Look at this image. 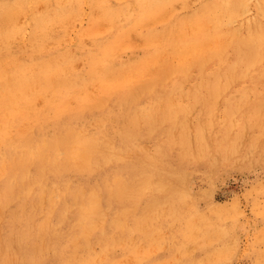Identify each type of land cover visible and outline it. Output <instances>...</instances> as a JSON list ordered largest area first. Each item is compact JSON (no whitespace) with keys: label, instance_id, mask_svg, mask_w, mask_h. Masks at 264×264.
Returning a JSON list of instances; mask_svg holds the SVG:
<instances>
[{"label":"rangeland","instance_id":"obj_1","mask_svg":"<svg viewBox=\"0 0 264 264\" xmlns=\"http://www.w3.org/2000/svg\"><path fill=\"white\" fill-rule=\"evenodd\" d=\"M59 1H60V3H59ZM128 1L127 0H119V1H117V0H114V1L113 0H99V2H98V0H63V1L62 0H9V1L8 0H0V29H1L0 30V38H2V41L0 39V72H1L0 73V78H1L0 79V87L3 89L2 90L0 88V129H1L0 130V201H1L0 202V208H1L0 209V212H1L0 213L1 214L0 215V231H1L0 232V240L3 239V241H0V264H18V263L19 264H21V263L22 264H99V263L100 264H137V262H138V264H139V262H140V264H176V263L177 264H200V263L201 264H203V263L204 264H264V259H263V257H264V255H263L264 254V115H263L264 114V111H263L264 110V107H263L264 106V96H263L264 95V84H263L264 83V79H263L264 78V35L263 36L261 35V34H264V20H263L264 15H261V13H262L261 10L264 9V0H242V1L241 0L240 1H236V0H209V1L208 0H196V1H194V0H186V1L185 0H156V2H155V0H153V1L152 0H138V1L137 0H128ZM190 1H191V3H190ZM222 1H223V4H222ZM226 1H228L229 3L226 4ZM232 1H233V3H232ZM45 2H46V4H45ZM186 2L190 3V5L187 4ZM240 2H242V3H240ZM243 2H245V4L246 3L247 4L245 5V4H243ZM5 3H7V4H5ZM201 3L202 4L204 3V4L201 5ZM213 3L215 4L214 6L212 5ZM224 3L226 4L225 6H224ZM151 4H152V8L150 7ZM234 4H236L234 6L235 8L233 7ZM262 4H263V6H262ZM90 5L92 7H89ZM143 5H144V7H143ZM169 5H172L173 7H171ZM221 5H222V7H221ZM243 5H245L244 6L245 8L242 7ZM258 5H259V7H258ZM10 6H13V7H10ZM14 6H16V8ZM195 6H197V7H195ZM215 6H217V7H215ZM240 6L243 9H246L245 12H243V9ZM167 7H168V10H167ZM226 7H227L228 11L226 10ZM237 7H239V12H238ZM240 8L242 9L241 11H240ZM6 9H9V10H6ZM10 9H11V11H10ZM154 9L157 11H155ZM259 9H261V10L258 12ZM38 10H39V12H38ZM220 10L223 11V13ZM224 10H226V11H224ZM77 11H80L79 12L80 14H78ZM122 11H124L125 13ZM141 11H144V13L143 12L141 13ZM162 11H164V12L161 13ZM200 11L201 12L203 11L202 13H204V14H202ZM7 12H9V13H7ZM27 12H28V14H27ZM147 12H148V14H147ZM192 12H195V14H193ZM197 12H198V14H197ZM229 13L231 14V16L235 14L234 16L231 17L232 20L229 19L230 18ZM256 13H258V14H256ZM92 14H94V15H92ZM183 14H184V17H183ZM192 14H193V17H192ZM222 14L225 18L222 16ZM236 14L237 15L239 14L240 16L239 15L237 16ZM116 15L117 16L119 15V17L117 18ZM135 15L136 16L139 15V17H136ZM155 15L159 17L158 20H155V18L156 19L158 18ZM189 15H191V16H189ZM196 15H198V16H196ZM15 16H17V17H15ZM76 16H78V17H76ZM94 16L95 17L99 16L100 18L99 17L95 18ZM160 16H162V17H160ZM202 16H204V17L202 18ZM12 17H13V19H12ZM18 17L20 18V21H19ZM37 17H39V18H37ZM40 17H42V18H40ZM180 17L183 18V22H182V19ZM197 17H198V19H197ZM246 17H248V18H246ZM23 18H24V20H23ZM73 18L74 19L76 18V20H74ZM222 18H223V21H222ZM226 18H228V19H226ZM100 19L101 20L103 19V21H101ZM179 19L181 20V22L179 21ZM246 19H248V22ZM63 20H64V22H63ZM79 20L82 22L79 23ZM132 20H134V21L132 22ZM194 20L196 21V23ZM65 21H66V23L67 22L70 23V25H72V26H70L68 23L66 24ZM72 21L75 23L72 24ZM104 21L105 22L107 21V22H106V24L103 25L102 22H104ZM123 21H128V22L124 23ZM228 21L231 22L232 24H230ZM244 21H246V22H244ZM7 22H8V25H7ZM60 22L62 25H64V27L61 26ZM111 22H113V24H111ZM211 22H213V23H211ZM225 22H226V24H225ZM239 22H242V24L240 23L241 27H240V25H238ZM107 23H109V26L107 25ZM142 23H145V24H143L144 26L142 25ZM179 23H180V25H179ZM205 23L206 24L208 23L207 26ZM216 23H218L217 26H216ZM246 23H248V25ZM12 24L15 26H13ZM23 24H24V26H23ZM129 24L131 25L130 27H129ZM136 24H139L140 26L136 25ZM191 24H193V25H191ZM213 24H215L216 28H214ZM223 24H225V25H223ZM147 25H149V26H147ZM20 26H21V28H20ZM104 26H105V29H104ZM246 26H247V28H246ZM15 27H16V29H15ZM70 27H72V28L70 29ZM236 27L238 28V30L236 29ZM98 28L100 30L103 28L104 31L102 29V31L99 32ZM17 29H19V30H17ZM67 29L70 30L69 31L70 33L68 32ZM150 29H152V30H150ZM159 29L162 33L159 31ZM185 29H186V31H185ZM214 29H215V31H214ZM11 30L14 32H12ZM48 30H49V32H48ZM127 30L129 32H127ZM144 30L145 31L147 30V31L145 32ZM227 30L229 31V33L226 32ZM234 30H236V31L234 32ZM132 32H134V33H132ZM153 32L156 34H154ZM3 33H5V35ZM7 33H8V35H7ZM23 33L25 34V36ZM118 33L121 35H119ZM158 33H159V35H157ZM193 33H195L194 36H193ZM218 33L220 34V37H219ZM250 33H252V34H250ZM95 34H97L96 35L97 37L95 36ZM130 34H132V36ZM69 35H70V37H69ZM156 35H157V37H156ZM13 36H16V37H13ZM42 36H43V38H41ZM90 36H91V39H89ZM115 36H116V38H115ZM188 36L191 38L192 42H189L190 38H188ZM4 37H6V38H4ZM37 37H40V38H37ZM169 37H170V39H169ZM208 37H209V39H208ZM222 37H224V38H222ZM227 37H229V38H227ZM231 37H234L235 40H234V38H231ZM257 37H259V39L261 41L260 43L256 42V43H254V45L249 43V41H251L252 39L257 38ZM3 38H4V40H3ZM109 38H111L112 40L114 39V40L112 41ZM117 38H119L120 40L119 39L117 40ZM153 38H154V42H153ZM174 38H175V41L173 40ZM218 38L222 39L223 41L219 42L220 40ZM58 39H59V41H58ZM97 39H98V41H97ZM99 39H100V41H99ZM134 39L136 41H134ZM180 39H181V41H179ZM239 39H240V41H239ZM35 40H37V41H35ZM55 40H57L58 42H56ZM105 40L107 43L109 41L110 44L105 43ZM115 40H116V42H115ZM144 40H146V41H144ZM200 40H205V41H200ZM215 40H218V41L215 42ZM3 41H5V42H3ZM6 41H8V43H6ZM176 41L178 43H180V45ZM193 41H195V42H193ZM30 42H31V44H30ZM111 42H114V43H111ZM172 42H173V44H172ZM77 43H78V45H77ZM145 43H146V45H145ZM101 44L104 45V48L102 51L99 50V48L102 49ZM175 44H176V46H175ZM248 44L251 47H248L249 46ZM31 45H34V46H31ZM85 45H87V46H85ZM88 45H90V46H88ZM113 45H114V49L117 51V52L115 51L116 53L112 49ZM215 45L217 46L216 48H214ZM219 45H221V46L219 47ZM106 46H107L106 50H108V51L104 50L106 48ZM160 46H161V48H160ZM202 46H203V48H202ZM229 46H231V47H229ZM31 47L33 49H31ZM155 47H157V48H155ZM208 47L210 50L208 49ZM125 48H127V49H125ZM178 48H180V49H178ZM212 48H214V49H212ZM71 49H73V51ZM154 49L156 50V52ZM163 49H164V51L162 52ZM192 49L194 50V52ZM215 49H217V51ZM258 49H259V52H258ZM74 50H76V51H74ZM111 50L113 51V53ZM171 50H174V51H171ZM221 50H223V51H221ZM62 51H63V53H62ZM100 51H101V53H100ZM105 51H106V54L103 53ZM160 51H161V53H160ZM167 51H169V52H167ZM89 52L91 54L93 53V55L89 54ZM94 52H96L95 55H94ZM204 52L207 53V56L209 54H211L210 55L211 57L214 54H216V55H214L211 59H210V56H208V58L206 60L207 56L205 57L206 54ZM261 52H263V53H261ZM65 53H67V54H65ZM111 53L113 54L114 57L112 56ZM162 53H164V54L162 55ZM186 53H188V54H186ZM33 54H35V55H33ZM68 54L71 57H69ZM147 54H149L148 55L149 57L147 56ZM60 55H62V56L64 55V57H62V56L60 57ZM89 55L92 57H89ZM93 56H94V59L95 58H97V59L94 60ZM105 56H107V57L109 56L108 57L109 60ZM162 56H163V58H162ZM30 57L32 58V60ZM87 57H88V59H87ZM151 57H152V59H151ZM54 58H56L57 60ZM112 58H113V63L111 62ZM141 58H143L144 60L142 59V61H141ZM185 58H186L187 62H185L186 61ZM193 58H195L197 61H195ZM73 59H75L76 62ZM164 59H165V61H164ZM179 59L181 60L180 62H179ZM191 59H192V61H191ZM77 60H78V62H77ZM118 60H121L122 62L118 61ZM130 60H132V61H130ZM133 60H135V62ZM198 60H200L201 62L200 61L198 62ZM54 61L56 63H54ZM73 61H74V63H73ZM92 61H95V62H92ZM175 61H176V63H175ZM39 62L41 63V65ZM71 62H72V64H71ZM126 62H127V64H126ZM158 62H160L162 65H160ZM172 62H173V65H172ZM205 62H207V63H205ZM3 63L5 66L3 65ZM92 63H95V64H92ZM96 63L98 65H96ZM120 63L122 65H120ZM138 63H140V64H138ZM179 63H180V65H179ZM191 63H194V64H191ZM197 63H199V65ZM211 63H213V64L211 65ZM241 63H243V65ZM55 64H58V65L56 66ZM68 64H70V66ZM158 64H159V66H158ZM182 64H184V65L182 66ZM89 65H91V68ZM130 65H131V67H130ZM165 65H166L167 69L164 68ZM175 65H176V67H175ZM259 65H260V68H259ZM156 66H158L159 68H157ZM184 66H185V68H183ZM36 67L37 68L39 67L38 71H37ZM53 67H55V68H53ZM92 67H93V69H95V71L92 69ZM125 67H126V70H125ZM171 67H174V68H172L173 70L171 69ZM178 67H180V68H178ZM219 67H220V69H219ZM74 68H76V70ZM187 68H189V69H187ZM154 69L155 70L157 69V70L155 71ZM183 69H185V70L183 71ZM259 69H260V71H258ZM53 70H56V71H53ZM62 70H64V71H62ZM141 70H143V71H141ZM166 70H168V71H166ZM228 70H229V72H228ZM236 70H238V71H236ZM2 71H5V72L8 71V72L4 73ZM115 71H117V72H115ZM170 71H171V73H170ZM206 71L208 72V74ZM25 72H26V74H25ZM60 72H62V73H60ZM65 72H66V74H65ZM85 72H88V73H85ZM109 72H111V73H109ZM167 72H169V74ZM179 72H181V73H179ZM36 73H39V75ZM55 73H58V74L60 73V74L58 75ZM157 73L160 75H158ZM1 74H3V75H1ZM29 74H32V75H29ZM79 74H80V76H79ZM122 74L123 75L125 74V75L123 76ZM170 74H171V76H170ZM16 75H17V77H16ZM20 75H21V77H19ZM55 75H56V77H55ZM75 75H76V77H75ZM132 75H134V76L132 77ZM78 76H79V78H78ZM88 76H90V77L88 78ZM99 76L100 77L102 76L103 79L100 78ZM182 76L185 78L184 80H182L183 79ZM217 76H219V77H217ZM115 77H116V79H115ZM118 77H119V79H118ZM10 78H12V79H10ZM53 78H54V80H53ZM73 78H74V80H73ZM126 78H127V80H126ZM131 78H133V79H131ZM146 78H148V79H146ZM155 78H157V80ZM239 78L242 80H240ZM35 79H37V80H35ZM63 79H64V81H63ZM92 79H93V81H92ZM104 79L106 81H104ZM110 79H111V81H110ZM123 79H125V80H123ZM179 79H181V80H179ZM107 80H108V82H107ZM133 80H134V83H133ZM122 81H125V82H122ZM150 81L152 83H150ZM195 81H197V82H195ZM67 82H69V83H67ZM85 82H87V83H85ZM130 82H132L133 85ZM9 83H11V84H9ZM35 83H37V85ZM125 83H127V84H125ZM162 83L164 85H162ZM219 83H220V85H219ZM16 84H18V85H16ZM92 84H95V85L93 86ZM118 84H119V86H118ZM173 84H175V85H173ZM261 84H262V86H261ZM96 86H97V88H95ZM155 87H156V89H155ZM167 87H169L170 90ZM11 88H12V91H11ZM106 88H108V89H106ZM163 88H164V90H163ZM201 88H203V89H201ZM221 88H223V89L221 90ZM13 89H14V91H13ZM78 90H79V92H78ZM109 90H110V92H109ZM190 90H192V92ZM236 90L239 92L238 93L235 92ZM22 91H23V93H22ZM59 91H61V92L59 93ZM177 91H178V93H177ZM43 92H46V93L44 94ZM84 92L87 94H84ZM190 92H191V94H190ZM17 93L20 95H18ZM142 93H144V95H142ZM175 93H177V94H175ZM181 93H182V95H181ZM209 93L211 96L209 95ZM10 94H14V95H10ZM22 95H23V97H22ZM42 95L44 97H42ZM192 95L194 97H192ZM68 97L71 100H69ZM100 97H102V98H100ZM6 98L8 101L6 100ZM192 98L196 99V100L194 101ZM234 98L237 99V101H235ZM248 98H250V99H248ZM231 99H233V100H231ZM119 100H120V102H119ZM32 101H34V102H32ZM85 101L89 102V103H86ZM115 101H117V103H115ZM218 101H219V103H218ZM226 101H229V102H226ZM203 102H205V103H203ZM209 102L211 105L209 104V106H208ZM257 102H258V104H257ZM35 103H36V105H35ZM148 103H150V104H148ZM175 103H176V105H175ZM245 103H246V105H245ZM108 104H109V106H108ZM125 104H126V106H125ZM152 104H154V105H152ZM161 104H162V107H161ZM135 105H136V107H135ZM163 105L166 107L164 108ZM249 105H251V106H249ZM14 106L17 109L14 108ZM39 106H41V107H39ZM114 106H116L117 108ZM159 106H160V108H159ZM235 106H236V108H235ZM123 107H124V109H123ZM176 107H178V109ZM6 108H7V110H6ZM130 108H131V110H130ZM210 108H211V110H210ZM225 108H226V110H225ZM230 108H232V109H230ZM257 108H258V111L256 110ZM262 108H263V110H261ZM18 109H19V111H18ZM122 109H123V111H122ZM213 109H214V111H213ZM242 110H244V111H242ZM4 111H5V113L3 114ZM197 111H199V112H197ZM202 111H204V112H202ZM34 112H35V114H34ZM41 112H43V113H41ZM60 112L63 115H61ZM73 112H75L76 115ZM124 112H125V114H124ZM241 112H243V113L245 112V113L243 114ZM248 112H250L251 114H252V112H255L253 114L254 116L250 115ZM261 112H262V114H261ZM72 113L74 114L73 116H71ZM146 113H147V116H145ZM179 113H181V115H183V116H181ZM31 114L32 115L34 114V115L32 116ZM46 114H47V116H46ZM49 114L52 116V118ZM167 114H168V116H167ZM255 114H257L258 116ZM77 115L79 116V118ZM169 115H170V117H169ZM237 115H239V117ZM59 116H60V118H59ZM83 116H85L86 118ZM94 116H96V117L94 118ZM98 116H101V118H99ZM127 116H129V117H127ZM156 116H158V117H156ZM199 116H200V118H199ZM248 116L249 117L251 116L252 119L251 118L249 119ZM119 117H121V118H119ZM159 117L161 118V120ZM228 117H229V119H228ZM56 118L59 121L56 120ZM92 118H93V120H91ZM35 119H37L38 122H36ZM132 119H134L135 122ZM197 119H198V122H197ZM78 120H79V122H78ZM169 120L172 121L173 123L170 122ZM54 121L56 122V124ZM147 121H148V123H147ZM59 122H61V125ZM133 122L135 123V125H133ZM216 122H217V124H216ZM227 122H228V124H227ZM136 123H137V125H136ZM155 123H157V125ZM161 123H163V124H161ZM170 123H172V125ZM262 123H263V126H262ZM180 124H181V126H180ZM238 124H239V127H237ZM260 124H261V126H260ZM57 125L60 127L58 128ZM168 125H169V127H168ZM170 125L173 127H171ZM213 125H215V126H213ZM240 125H242V127ZM142 126H143V128H142ZM226 126L228 128H226ZM248 126H250V127H248ZM29 127H31V128H29ZM135 127H137V129ZM155 127L158 129H156ZM258 127H259V129H258ZM167 128H168V130H167ZM56 129L60 133L57 132ZM217 129H220V130H218V132H217ZM23 130H25V131H23ZM63 130H65V131L63 132ZM126 130H127V132H126ZM208 130H210V131H208ZM168 131H171V132H168ZM224 131H225V134L223 133ZM35 132H38V133L36 134ZM101 132H102V134H101ZM61 133L64 135H62ZM78 133H79V135H78ZM168 133H170V134H168ZM182 133H183V135H181ZM204 133L206 134V136ZM259 133H261V135ZM100 134H101V136H100ZM73 135H76L77 137L81 138V140L83 142H87V143L91 142L92 144L93 143L95 144V145L93 144V146H92L93 152L90 153L91 158L89 157V159L84 161L83 159L74 158L71 156V154H70V148L71 147L70 146H71V141L73 139ZM86 135H88L87 136L88 138L86 137ZM90 135H91V138H90ZM127 135L129 137L130 136L131 137L129 138ZM165 135H166V137H165ZM220 135H222L221 136L222 138L220 137ZM80 136H84V137H80ZM110 137H112V138H110ZM182 138L186 142H184ZM252 138H253V140H252ZM165 139H167L168 141ZM173 139H174V141H173ZM191 140H192V143L194 145L191 143ZM245 140H247V142ZM102 141H104V143ZM206 141H207V143H206ZM252 141H253V143H252ZM111 142H113V143H111ZM174 142L176 143V145ZM243 143H244V145H242ZM142 145H145V147ZM123 146H125L126 148ZM221 146H222V148H221ZM120 147H123V148H120ZM137 147H139V148H137ZM95 148H97V149L95 150ZM183 148H185V149H183ZM99 149H100V151H99ZM140 149H141V152H140ZM196 149H197V151H196ZM123 150H125V151H123ZM178 150H180L181 153ZM219 150H220V152H219ZM205 151H207L209 153H207ZM107 153H108V155H107ZM218 153H220V154H218ZM224 153H226V154H224ZM258 153H260V154H258ZM136 155H139V156H136ZM230 155L233 157H231ZM43 156H44V158H43ZM144 156L147 158V160ZM120 157H123V158H120ZM153 157L155 159H153ZM150 158H152V159H150ZM219 158H220V160H219ZM101 159H102V161H101ZM115 159H116V161H115ZM105 160H108V162L107 161L105 162ZM142 160H145V161H142ZM92 161L94 163H92ZM95 161H97L98 163H96ZM130 161H131V163H130ZM123 162H125V163H123ZM145 162H147V163H145ZM153 162H155V163H153ZM80 163H82V164H80ZM166 163H167V165H166ZM94 164H95V166H94ZM132 165H134V166H132ZM211 165H212V167H211ZM99 167H101V168H99ZM134 167L136 169H134ZM72 168H74V169H72ZM124 168L126 171L124 170ZM141 168H142V170H141ZM149 168H150V171H149ZM42 169H44L45 171ZM52 169H53V171H52ZM151 170H152L153 174L151 173ZM165 170H167L168 172ZM124 171L126 172V174ZM162 171H164V172H162ZM46 172H47V174H46ZM57 173H59V175ZM52 174L54 175V177ZM130 174H131V176H130ZM166 174L170 178H168ZM173 175H175V176H173ZM114 176H116V177H114ZM44 177H46V180ZM27 178H29V179H27ZM124 178H126V179H124ZM143 178H145V179H143ZM119 179L121 181H119ZM84 180L85 181L87 180V181L85 182ZM174 180H175V182H174ZM58 181H59V183H58ZM104 181H105V184H104ZM134 181H136V182L134 183ZM171 181L173 183H171ZM51 182H52V184H51ZM73 182H74V184H73ZM43 183H45V184H43ZM47 183H48V185H47ZM78 183H79V185H78ZM102 183L104 184V186ZM154 183H156V184H154ZM58 186H59V188H57ZM91 186H93V188ZM123 186H125V187H123ZM146 187H147V189H146ZM156 187H158V188H156ZM31 188H33V189H31ZM53 188H54V190H53ZM88 189L90 192L89 191L84 192V190L86 191ZM106 189H108V190H106ZM61 190H63V191L65 190V192H63ZM133 190H134V192H133ZM179 190H181L182 192H180ZM151 191H153V192H151ZM47 192H49L50 194H48ZM73 192H75V193H73ZM110 192L113 194H111ZM71 193H72V195H71ZM105 193H107V195ZM133 193H134V195H131ZM136 193H139V194L137 195ZM67 194H68V196H67ZM167 194H169V195H167ZM101 196H102V198H101ZM140 196H142V197H140ZM167 196H169V197L167 198ZM149 198H151V199H149ZM25 199H27V201ZM153 199H155V200H153ZM31 200L33 201V203ZM111 200L115 201V202H112ZM149 200H151V201H149ZM63 201L65 204L63 203ZM84 201H86V202H84ZM78 202H80V204ZM120 202L121 203L123 202L124 204L123 203L121 204ZM154 202H156V203H154ZM130 203H132V205ZM176 203H179V204H176ZM117 204H118L117 207L114 206ZM166 204H168V205H166ZM174 204L179 206V207L175 206ZM5 205L7 206V208L5 207ZM100 205H101V208H100ZM125 205L128 209L125 207ZM96 206H97V209H96ZM134 206H135V208H134ZM167 206H168V208H167ZM119 207H120V209H118ZM146 207L148 209H146ZM186 207H188L187 210H186ZM183 208H185V209L183 210ZM10 209H12V210H10ZM36 209L38 210V212ZM132 209H134V210H132ZM142 209L144 211H142ZM72 210L74 212H72ZM104 210H105V212H104ZM115 210H116V212H115ZM165 210H166V212H165ZM199 210H200V212H199ZM27 212H28V214H27ZM172 212H173V216H172ZM194 212L196 213L197 216L194 214ZM10 213H12V214H10ZM60 213H62V214H60ZM75 213H76V215H75ZM120 214L123 216H121ZM96 215L99 217H97ZM29 216H31V217H29ZM108 216H110L109 217L110 219L108 218ZM39 217H40V219H39ZM68 217H69V219H68ZM188 217H189V219H188ZM119 218H120V220H119ZM207 219H209V220H207ZM31 221H33V222H31ZM81 221H82V223H81ZM147 221L149 222V224ZM201 221H203V223ZM209 221L211 224L209 223ZM11 222H13V223H11ZM107 222H108V224H107ZM10 223H11V225H10ZM33 223H34V225H33ZM189 224H190V227H189ZM82 225H84V226H82ZM200 225H202V226L200 227ZM130 226H131V228H130ZM73 227H74V229H73ZM78 228L81 229L80 232L78 231ZM135 228H136V230H135ZM17 229L18 230L20 229V231H18ZM13 230H15V232ZM47 230L49 232H46ZM110 230H112V231H110ZM11 231H12V233H11ZM120 231H122V232H120ZM20 232H22V233H20ZM91 232H92V234H91ZM132 232H133V234H132ZM153 232H155V233H153ZM129 233H131V234L129 235ZM32 234H34V235H32ZM124 235H126L127 237ZM60 236H61V239H60ZM22 237H23V239H22ZM56 237H57V239H55ZM68 237L72 240H69ZM118 237H119V239H118ZM187 237H189V238H187ZM191 237H193V238H191ZM13 238L16 239V241L13 240ZM106 238H108V239L106 240ZM43 239L44 240L47 239V241H44ZM183 239H184V241H182ZM10 240L12 242H10ZM89 240L92 242H90ZM125 240L127 241V243ZM54 241H55V243H54ZM20 242L22 244H20ZM36 242H38V243H36ZM65 242H67V244ZM183 242H185L186 244ZM195 242H197V243H195ZM60 243L62 244V246ZM17 244H19V245L17 246ZM150 244H152L153 246ZM157 244L160 245V248ZM183 244H185V245L183 246ZM45 245H46V247H45ZM141 245L143 246V249H142ZM164 245H166V246H164ZM192 245L194 246V248ZM65 246H66V248H65ZM90 246H91V248H90ZM112 248H114V249H112ZM144 248L145 249L147 248V249L145 250ZM163 248H164V250H163ZM182 248L184 251L182 250ZM185 248H186V250H185ZM17 249H18V251H17ZM177 250H179L180 252ZM8 251H9V253H8ZM20 252H22L23 254ZM96 252L97 253L99 252V254H96ZM100 252H102V253H100ZM135 252H137V253H135ZM144 252L146 254L149 253V255H147V256H146V254L144 255ZM162 252H164V253H162ZM14 253H15V255H14ZM59 253H61V254H59ZM66 253H68V254H66ZM109 253H110V255H109ZM38 254H39V256H38ZM8 255H9V257H8ZM16 255L18 256V258ZM104 255H105V257H104ZM211 255H212V257H211ZM61 256H63V257L61 258ZM77 256H78V258H77ZM100 256H101V258H100ZM120 256H122V257H120ZM128 256H129V258H128ZM207 256H208V258H207ZM259 256H263V257H259ZM132 257H134V258L131 259ZM32 258L35 260L34 262L32 261ZM175 259H177V261ZM182 259H183V261H182ZM194 259H195V261H193ZM221 259L222 260L224 259V260L222 261ZM107 261H108V263H107ZM153 262H155V263H153Z\"/></svg>","mask_w":264,"mask_h":264},{"label":"bare ground","instance_id":"obj_2","mask_svg":"<svg viewBox=\"0 0 264 264\" xmlns=\"http://www.w3.org/2000/svg\"><path fill=\"white\" fill-rule=\"evenodd\" d=\"M8 1H9V0H8ZM62 1H63V0H62ZM113 1H114V0H113ZM117 1H119V0H117ZM127 1H128V0H127ZM137 1H138V0H137ZM152 1H153V0H152ZM185 1H186V0H185ZM194 1H196V0H194ZM208 1H209V0H208ZM236 1H240V0H236ZM241 1H242V0H241ZM27 2H28V1H27ZM29 2H30V1H29ZM98 2H99V0H98ZM98 2H97V3H98ZM128 2H129V1H128ZM128 2H127V3H128ZM141 2H142V1H141ZM155 2H156V0H155ZM174 2H175V1H174ZM204 2H205V1H204ZM21 3H22V2H21ZM59 3H60V1H59ZM72 3H73V2H72ZM138 3H139V2H138ZM138 3H137V4H138ZM172 3H173V2H172ZM181 3H182V2H181ZM186 3H187V2H186ZM190 3H191V1H190ZM190 3H187V4L190 5ZM218 3H219V2H218ZM227 3H229V2L226 1V4H227ZM232 3H233V1H232ZM240 3H242V2H240ZM240 3H239V4H240ZM257 3H258V2H257ZM5 4H7V3H5ZM29 4H30V3H29ZM45 4H46V2H45ZM89 4H90V3H89ZM100 4H101V3H100ZM142 4H143V3H142ZM153 4H154V3H153ZM184 4H185V3H184ZM187 4H186V5H187ZM195 4H196V3H195ZM203 4H204V3H203ZM203 4L201 3V5H203ZM222 4H223V1H222ZM226 4L224 3V6H225ZM243 4H245V2H243ZM246 4H247V3H246ZM246 4H245V5H246ZM251 4H252V3H251ZM72 5H73V4H72ZM126 5H127V4H126ZM191 5H192V4H191ZM201 5H200V6H201ZM212 5L214 6L215 4L213 3ZM235 5H236V4H234L233 7H234ZM241 5H242V4H241ZM245 5H243L242 7L245 8V7H244ZM40 6H41V5H40ZM68 6H69V5H68ZM132 6H133V5H132ZM139 6H140V5H139ZM169 6L173 7L172 5H169ZM180 6H181V5H180ZM198 6H199V5H198ZM227 6H228V5H227ZM252 6H253V5H252ZM262 6H263V4H262ZM10 7H13V6H10ZM10 7H9V8H10ZM14 7L16 8V6H14ZM36 7H37V6H36ZM49 7H50V6H49ZM49 7H48V8H49ZM63 7H64V6H63ZM72 7H73V6H72ZM89 7H92V6L90 5ZM143 7H144V5H143ZM150 7L152 8V4H151ZM195 7H197V6H195ZM209 7H210V6H209ZM215 7H217V6H215ZM221 7H222V5H221ZM230 7H231V6H230ZM240 7H241V6H240ZM242 7H241V8H242ZM258 7H259V5H258ZM87 8H88V7H87ZM128 8H129V7H128ZM128 8H127V9H128ZM139 8H140V7H139ZM169 8H170V7H169ZM204 8H205V7H204ZM206 8H207V7H206ZM234 8H235V7H234ZM234 8H233V9H234ZM237 8H238V12H239V7H237ZM241 8H240V11L243 9V8H242V9H241ZM260 8H261V7H260ZM11 9H12V8H11ZM11 9H10V11H11ZM24 9H25V8H24ZM39 9H40V8H39ZM89 9H90V8H89ZM129 9H130V8H129ZM194 9H195V8H194ZM197 9H198V8H197ZM217 9H218V8H217ZM228 9H229V8H228ZM6 10H9V9H6ZM56 10H57V9H56ZM94 10H95V9H94ZM122 10H123V9H122ZM141 10H142V9H141ZM154 10H155V9H154ZM167 10H168V7H167ZM167 10H166V11H167ZM177 10H178V9H177ZM198 10H199V9H198ZM200 10H201V9H200ZM226 10H227V7H226ZM226 10H224V11H226ZM236 10H237V9H236ZM245 10H246V9H243V12H245ZM254 10H255V9H254ZM260 10H261V9H259L258 12H259ZM14 11H15V10H14ZM87 11H88V10H87ZM95 11H96V10H95ZM124 11H125V10H124ZM124 11H122V12H124ZM127 11H128V10H127ZM139 11H140V10H139ZM155 11H157V10H155ZM175 11H176V10H175ZM194 11H195V10H194ZM213 11H214V10H213ZM220 11H221V10H220ZM227 11H228V10H227ZM234 11H235V10H234ZM261 11H262V13L260 12L261 15H264V14H263V13H264V12H263L264 9L261 10ZM16 12H17V11H16ZM38 12H39V10H38ZM38 12H37V13H38ZM42 12H43V11H42ZM77 12H78V14H80V13H79L80 11H77ZM142 12L144 13V11H141V13H142ZM151 12H152V11H151ZM163 12H164V11H162L161 13H163ZM195 12H196V11H195ZM195 12H192V13L195 14ZM200 12H201V11H200ZM202 12H203V11H202ZM202 12H201V13H202ZM205 12H206V11H205ZM221 12L223 13V11H221ZM235 12H236V11H235ZM255 12H256V11H255ZM7 13H9V12H7ZM83 13H84V12H83ZM95 13H96V12H95ZM124 13H125V12H124ZM124 13H123V14H124ZM136 13H137V12H136ZM141 13H140V14H141ZM161 13H160V14H161ZM233 13H234V12H233ZM236 13H237V12H236ZM10 14H11V13H10ZM27 14H28V12H27ZM35 14H36V13H35ZM38 14H39V13H38ZM78 14H77V15H78ZM98 14H99V13H98ZM118 14H119V13H118ZM140 14H139V15H140ZM147 14H148V12H147ZM193 14H192V17H193ZM197 14H198V12H197ZM202 14H204V13H202ZM206 14H207V13H206ZM216 14H217V13H216ZM225 14H226V13H225ZM229 14H230V13H229ZM239 14H240V13H239ZM239 14H238V15H239ZM241 14H242V13H241ZM256 14H258V13H256ZM33 15H34V14H33ZM36 15H37V14H36ZM92 15H94V14H92ZM100 15H101V14H100ZM127 15H128V14H127ZM139 15H138V16L135 15V16H136V17H139ZM149 15H150V14H149ZM217 15H218V14H217ZM219 15H220V14H219ZM234 15H235V14H234ZM234 15H232V16H234ZM236 15H237V14H236ZM238 15H237V16H238ZM261 15H260V16H261ZM17 16H18V15H17ZM17 16H15V17H17ZM31 16H32V15H31ZM38 16H39V15H38ZM81 16H82V15H81ZM103 16H104V15H103ZM116 16H117V15H116ZM150 16H151V15H150ZM155 16H156V15H155ZM170 16H171V15H170ZM170 16H169V17H170ZM185 16H186V15H185ZM187 16H188V15H187ZM189 16H191V15H189ZM196 16H198V15H196ZM200 16H201V15H200ZM210 16H211V15H210ZM222 16H223V14H222ZM229 16H230L229 19H231V17H232L231 14H230ZM239 16H240V15H239ZM241 16H242V15H241ZM255 16H256V15H255ZM32 17H33V16H32ZM76 17H78V16H76ZM84 17H85V16H84ZM94 17H95V16H94ZM97 17H99V16H96L95 18H97ZM104 17H105V16H104ZM109 17H110V16H109ZM118 17H119V15L117 16V18H118ZM126 17H127V16H126ZM148 17H149V16H148ZM156 17H158V16H156ZM160 17H162V16H160ZM183 17H184V14H183ZM192 17H191V18H192ZM194 17H195V16H194ZM203 17H204V16H202V18H203ZM207 17H208V16H207ZM223 17H224V16H223ZM5 18H6V17H5ZM18 18H19V17H18ZM18 18H17V19H18ZM33 18H34V17H33ZM35 18H36V17H35ZM37 18H39V17H37ZM40 18H42V17H40ZM70 18H71V17H70ZM70 18H69V19H70ZM99 18H100V17H99ZM127 18H128V17H127ZM180 18H181V17H180ZM216 18H217V17H216ZM224 18H225V17H224ZM236 18H237V17H236ZM246 18H248V17H246ZM253 18H254V17H253ZM253 18H252V19H253ZM263 18H264V17H263ZM12 19H13V17H12ZM73 19H74V18H73ZM77 19H78V18H77ZM124 19H125V18H124ZM143 19H144V18H143ZM143 19H142V20H143ZM158 19H159V17H158L157 19L155 18V20H158ZM181 19H182V22H183V18H181ZM197 19H198V17H197ZM211 19H212V18H211ZM214 19H215V18H214ZM217 19H218V18H217ZM226 19H228V18H226ZM261 19H262V18H261ZM23 20H24V18H23ZM30 20H31V19H30ZM74 20H76V18H75ZM98 20H99V19H98ZM100 20H101V19H100ZM105 20H106V19H105ZM107 20H108V19H107ZM155 20H154V21H155ZM199 20H200V19H199ZM202 20H203V19H202ZM218 20H219V19H218ZM231 20H232V19H231ZM234 20H235V19H234ZM241 20H242V19H241ZM246 20H247V22H248V19H246ZM263 20H264V19H263ZM263 20H262V21H263ZM19 21H20V18H19ZM44 21H45V20H44ZM44 21H43V22H44ZM101 21H103V19H102ZM111 21H112V20H111ZM133 21H134V20H132V22H133ZM162 21H163V20H162ZM165 21H166V20H165ZM177 21H178V20H177ZM179 21L181 22L180 19H179ZM179 21H178V22H179ZM194 21H195V20H194ZM213 21H214V20H213ZM222 21H223V18H222ZM229 21H230V20H229ZM229 21H228V22H229ZM11 22H12V21H11ZM27 22H28V21H27ZM58 22H59V21H58ZM63 22H64V20H63ZM80 22H82V21L79 20V23H80ZM98 22H99V21H98ZM106 22H107V21H106ZM106 22H105V21L102 22L103 25L106 24ZM119 22H120V21H119ZM123 22L125 23V22H128V21H123ZM146 22H147V21H146ZM148 22H149V21H148ZM163 22H164V21H163ZM202 22H203V21H202ZM202 22H201V23H202ZM216 22H217V21H216ZM235 22H236V21H235ZM244 22H246V21H244ZM28 23H29V22H28ZM35 23H36V22H35ZM65 23H66V21H65ZM65 23H64V24H65ZM67 23H68V22H67ZM67 23H66V24H67ZM73 23H75V22L72 21V24H73ZM89 23H90V22H89ZM115 23H116V22H115ZM138 23H139V22H138ZM140 23H141V22H140ZM155 23H156V22H155ZM195 23H196V21H195ZM203 23H204V22H203ZM211 23H213V22H211ZM229 23L232 24L231 22H229ZM240 23L242 24V22H239V24H238V23H237V24L240 25V27H241V24H240ZM251 23H252V22H251ZM259 23H260V22H259ZM17 24H18V23H17ZM36 24H37V23H36ZM60 24H61V22H60ZM68 24L70 25V23H68ZM111 24H113V22H111ZM117 24H118V23H117ZM143 24H145V23H142V25H143ZM151 24H152V23H151ZM205 24H206V23H205ZM205 24H204V25H205ZM207 24H208V23H207ZM207 24H206V26H207ZM219 24H220V23H219ZM225 24H226V22H225ZM225 24H223V25H225ZM244 24H245V23H244ZM246 24L248 25V23H246ZM256 24H257V23H256ZM262 24H263V23H262ZM262 24H261V25H262ZM7 25H8V22H7ZM12 25H13V24H12ZM37 25H38V24H37ZM107 25L109 26V23H107ZM132 25H133V24H132ZM136 25H139V24H136ZM136 25H135V26H136ZM153 25H154V24H153ZM179 25H180V23H179ZM191 25H193V24H191ZM191 25H190V26H191ZM195 25H196V24H195ZM202 25H203V24H202ZM213 25H214V28H216V27H215V24H213ZM217 25H218V23H216V26H217ZM220 25H221V24H220ZM251 25H252V24H251ZM13 26H15V25H13ZM17 26H18V25H17ZM23 26H24V24H23ZM61 26L64 27V25H62V24H61ZM66 26H67V25H66ZM70 26H72V25H70ZM110 26H111V25H110ZM130 26H131V25L129 24V27H130ZM139 26H140V25H139ZM143 26H144V25H143ZM147 26H149V25H147ZM174 26H175V25H174ZM182 26H183V25H182ZM255 26H256V25H255ZM55 27H56V26H55ZM55 27H54V28H55ZM57 27H58V26H57ZM132 27H133V26H132ZM163 27H164V26H163ZM186 27H187V26H186ZM186 27H185V28H186ZM204 27H205V26H204ZM218 27H219V26H218ZM220 27H221V26H220ZM237 27H238V26H237ZM237 27H236V29L238 30ZM240 27H239V28H240ZM248 27H249V26H248ZM262 27H263V26H262ZM262 27H261V28H262ZM4 28H5V27H4ZM17 28H18V27H17ZM20 28H21V26H20ZM71 28H72V27H70V29H71ZM76 28H77V27H76ZM76 28H75V29H76ZM107 28H108V27H107ZM124 28H125V27H124ZM124 28H123V29H124ZM182 28H183V27H182ZM211 28H212V27H211ZM244 28H245V27H244ZM246 28H247V26H246ZM15 29H16V27H15ZM23 29H24V28H23ZM26 29H27V28H26ZM98 29H99V28H98ZM102 29H103V28H102ZM102 29H101V30L99 29V32L102 31ZM104 29H105V26H104ZM104 29H103V31H104ZM123 29H122V30H123ZM161 29H162V28H161ZM199 29H200V28H199ZM234 29H235V28H234ZM256 29H257V28H256ZM0 30H1V29H0ZM3 30H4V29H3ZM3 30H2V31H3ZM17 30H19V29H17ZM58 30H59V29H58ZM67 30H68V29H67ZM76 30H77V29H76ZM148 30H149V29H148ZM150 30H152V29H150ZM153 30H154V29H153ZM163 30H164V29H163ZM222 30H223V29H222ZM7 31H8V30H7ZM11 31H12V30H11ZM11 31H10V32H11ZM26 31H27V30H26ZM50 31H51V30H50ZM69 31H70V30H68V32H69ZM108 31H109V30H108ZM144 31H145V30H144ZM146 31H147V30H146ZM146 31H145V32H146ZM159 31H160V29H159ZM169 31H170V30H169ZM185 31H186V29H185ZM187 31H188V30H187ZM199 31H200V30H199ZM199 31H198V32H199ZM202 31H203V30H202ZM212 31H213V30H212ZM214 31H215V29H214ZM224 31H225V30H224ZM235 31H236V30H234V32H235ZM12 32H14V31H12ZM44 32H45V31H44ZM44 32H43V33H44ZM48 32H49V30H48ZM97 32H98V31H97ZM117 32H118V31H117ZM127 32H129V31L127 30ZM160 32H161V31H160ZM179 32H180V31H179ZM226 32L229 33L228 30H227ZM239 32H240V31H239ZM244 32H245V31H244ZM19 33H20V32H19ZM65 33H66V32H65ZM69 33H70V32H69ZM69 33H68V34H69ZM72 33H73V32H72ZM122 33H123V32H122ZM132 33H134V32H132ZM151 33H152V32H151ZM151 33H150V34H151ZM153 33H154V32H153ZM161 33H162V32H161ZM161 33H160V34H161ZM210 33H211V32H210ZM3 34L5 35V33H3ZM11 34H12V33H11ZM23 34H24V33H23ZM47 34H48V33H47ZM82 34H83V33H82ZM100 34H101V33H100ZM118 34H119V33H118ZM136 34H137V33H136ZM143 34H144V33H143ZM150 34H149V35H150ZM154 34H156V33H154ZM194 34H195V33H193V36H194ZM206 34H207V33H206ZM213 34H214V33H213ZM218 34H219V33H218ZM218 34H217V35H218ZM235 34H236V33H235ZM245 34H246V33H245ZM250 34H252V33H250ZM7 35H8V33H7ZM63 35H64V34H63ZM73 35H74V34H73ZM91 35H92V34H91ZM96 35H97V34H95V36H96ZM119 35H121V34H119ZM119 35H118V36H119ZM130 35L132 36V34H130ZM134 35H135V34H134ZM149 35H148V36H149ZM151 35H152V34H151ZM157 35H159V33H158ZM157 35H156V37H157ZM186 35H187V34H186ZM189 35H190V34H189ZM207 35H208V34H207ZM215 35H216V34H215ZM215 35H214V36H215ZM237 35H238V34H237ZM254 35H255V34H254ZM261 35L263 36L264 34H261ZM17 36H18V35H17ZM20 36H21V35H20ZM24 36H25V34H24ZM40 36H41V35H40ZM47 36H48V35H47ZM154 36H155V35H154ZM196 36H197V35H196ZM244 36H245V35H244ZM13 37H16V36H13ZM33 37H34V36H33ZM49 37H50V36H49ZM63 37H64V36H63ZM69 37H70V35H69ZM71 37H72V36H71ZM78 37H79V36H78ZM96 37H97V36H96ZM145 37H146V36H145ZM186 37H187V36H186ZM219 37H220V34H219ZM4 38H6V37H4ZM4 38H3V40H4ZM35 38H36V37H35ZM37 38H40V37H37ZM41 38H43V36H42ZM115 38H116V36H115ZM127 38H128V37H127ZM188 38H190V37L188 36ZM195 38H196V37H195ZM215 38H216V37H215ZM222 38H224V37H222ZM227 38H229V37H227ZM231 38H234V37H231ZM239 38H240V37H239ZM0 39H1V41H2V38H0ZM19 39H20V38H19ZM31 39H32V38H31ZM33 39H34V38H33ZM89 39H91V36H90ZM109 39H111V38H109ZM118 39H119V38H117V40H118ZM169 39H170V37H169ZM171 39H172V38H171ZM176 39H177V38H176ZM208 39H209V37H208ZM212 39H213V38H212ZM216 39H217V38H216ZM218 39H219V38H218ZM13 40H14V39H13ZM39 40H40V39H39ZM50 40H51V39H50ZM106 40H107V39H106ZM106 40H105V43H107ZM111 40H112V39H111ZM113 40H114V39H113ZM113 40H112V41H113ZM119 40H120V39H119ZM130 40H131V39H130ZM141 40H142V39H141ZM173 40L175 41V38H174ZM184 40H185V39H184ZM190 40H191V38L189 39V42H192V40H191V41H190ZM219 40H220L219 42L223 41L222 39H219ZM234 40H235V38H234ZM35 41H37V40H35ZM55 41L58 42L59 39H58V41H57V40H55ZM81 41H82V40H81ZM97 41H98V39H97ZM99 41H100V39H99ZM134 41H136V40L134 39ZM134 41H133V42H134ZM144 41H146V40H144ZM144 41H143V42H144ZM171 41H172V40H171ZM171 41H170V42H171ZM174 41H173V42H174ZM179 41H181V39H180ZM200 41H205V40H200ZM207 41H208V40H207ZM216 41H218V40H215V42H216ZM231 41H232V40H231ZM239 41H240V39H239ZM239 41H238V42H239ZM3 42H5V41H3ZM32 42H33V41H32ZM101 42H102V41H101ZM115 42H116V40H115ZM118 42H119V41H118ZM153 42H154V38H153ZM173 42H172V44H173ZM176 42H177V41H176ZM184 42H185V41H184ZM189 42H188V43H189ZM193 42H195V41H193ZM212 42H213V41H212ZM256 42H258V43L261 42L260 39H259V37L254 38V39H252L251 41H249V43L252 44V45H254V43H256ZM6 43H8V41H6ZM33 43H34V42H33ZM33 43H32V44H33ZM69 43H70V42H69ZM78 43H79V42H78ZM78 43H77V45H78ZM80 43H81V42H80ZM108 43H109V41H108ZM108 43H107V44H108ZM111 43H114V42H111ZM139 43H140V42H139ZM174 43H175V42H174ZM177 43H178V42H177ZM209 43H210V42H209ZM227 43H228V42H227ZM231 43H232V42H231ZM262 43H263V42H262ZM1 44H2V43H1ZM30 44H31V42H30ZM44 44H45V43H44ZM44 44H43V45H44ZM50 44H51V43H50ZM75 44H76V43H75ZM103 44H104V43H103ZM109 44H110V43H109ZM116 44H117V43H116ZM122 44H123V43H122ZM142 44H143V43H142ZM152 44H153V43H152ZM155 44H156V43H155ZM155 44H154V45H155ZM157 44H158V43H157ZM178 44L180 45V43H178ZM186 44H187V43H186ZM186 44H185V45H186ZM189 44H190V43H189ZM212 44H213V43H212ZM221 44H222V43H221ZM24 45H25V44H24ZM38 45H39V44H38ZM51 45H52V44H51ZM97 45H98V44H97ZM97 45H96V46H97ZM101 45H102V44H101ZM104 45H105V44H104ZM104 45H102V47H101L102 49L99 48V50L102 51L103 48H104ZM111 45H112V44H111ZM111 45H110V46H111ZM145 45H146V43H145ZM165 45H166V44H165ZM165 45H164V46H165ZM170 45H171V44H170ZM208 45H209V44H208ZM223 45H224V44H223ZM248 45H249V44H248ZM259 45H260V44H259ZM3 46H4V45H3ZM31 46H34V45H31ZM36 46H37V45H36ZM36 46H35V47H36ZM39 46H40V45H39ZM41 46H42V45H41ZM67 46H68V45H67ZM72 46H73V45H72ZM85 46H87V45H85ZM85 46H84V47H85ZM88 46H90V45H88ZM115 46H116V45H115ZM137 46H138V45H137ZM142 46H143V45H142ZM142 46H141V47H142ZM164 46H163V47H164ZM175 46H176V44H175ZM220 46H221V45H219V47H220ZM255 46H256V45H255ZM260 46H261V45H260ZM21 47H22V46H21ZM74 47H75V46H74ZM79 47H80V46H79ZM97 47H98V46H97ZM173 47H174V46H173ZM205 47H206V46H205ZM213 47H214V46H213ZM216 47H217V46L215 45L214 48H216ZM226 47H227V46H226ZM229 47H231V46H229ZM233 47H234V46H233ZM248 47H251V46L249 45ZM1 48H2V47H1ZM7 48H8V47H7ZM39 48H40V47H39ZM92 48H93V47H92ZM117 48H118V47H117ZM123 48H124V47H123ZM123 48H122V49H123ZM127 48H128V47H127ZM127 48H125V49H127ZM142 48H143V47H142ZM155 48H157V47H155ZM160 48H161V46H160ZM160 48H159V49H160ZM176 48H177V47H176ZM176 48H175V49H176ZM189 48H190V47H189ZM202 48H203V46H202ZM202 48H201V49H202ZM214 48H212V49H214ZM234 48H235V47H234ZM244 48H245V47H244ZM9 49H10V48H9ZM31 49H33V48L31 47ZM36 49H37V48H36ZM36 49H35V50H36ZM55 49H56V48H55ZM85 49H86V48H85ZM106 49H107V46H106V48H105L104 50H106ZM112 49L114 50V52L116 51V50L114 49V45L112 46ZM171 49H172V48H171ZM178 49H180V48H178ZM204 49H205V48H204ZM208 49H209V47H208ZM224 49H225V48H224ZM246 49H247V48H246ZM259 49H260V48H259ZM259 49H258V52H259ZM19 50H20V49H19ZM71 50L73 51V49H71ZM93 50H94V49H93ZM154 50H155V49H154ZM176 50H177V49H176ZM192 50H193V49H192ZM209 50H210V49H209ZM215 50L217 51V49H215ZM13 51H14V50H13ZM41 51H42V50H41ZM74 51H76V50H74ZM87 51H88V50H87ZM101 51H100V53H101ZM106 51H108V50H106ZM106 51L103 52V53L106 54ZM111 51H112V50H111ZM163 51H164V49L162 50V52H163ZM169 51H170V50H169ZM169 51H167V52H169ZM171 51H174V50H171ZM177 51H178V50H177ZM202 51H203V50H202ZM206 51H207V50H206ZM221 51H223V50H221ZM221 51H220V52H221ZM30 52H31V51H30ZM36 52H37V51H36ZM60 52H61V51H60ZM60 52H59V53H60ZM90 52H91V51H90ZM90 52H89V54H91ZM96 52H97V51H96ZM96 52H94V55H95ZM109 52H110V51H109ZM116 52H117V51H116ZM116 52H115V53H116ZM119 52H120V51H119ZM119 52H118V53H119ZM122 52H123V51H122ZM153 52H154V51H153ZM155 52H156V50H155ZM193 52H194V50H193ZM226 52H227V51H226ZM239 52H240V51H239ZM4 53H5V52H4ZM10 53H11V52H10ZM45 53H46V52H45ZM62 53H63V51H62ZM83 53H84V52H83ZM112 53H113V51H112ZM112 53H111V54H112ZM160 53H161V51H160ZM160 53H159V54H160ZM201 53H202V52H201ZM204 53H205V52H204ZM261 53H263V52H261ZM8 54H9V53H8ZM12 54H13V53H12ZM51 54H52V53H51ZM65 54H67V53H65ZM73 54H74V53H73ZM76 54H77V53H76ZM87 54H88V53H87ZM152 54H153V53H152ZM163 54H164V53H162V55H163ZM173 54H174V53H173ZM186 54H188V53H186ZM202 54H203V53H202ZM205 54H206V55H205V57H206V56H207V53H205ZM208 54H209V53H208ZM224 54H225V53H224ZM228 54H229V53H228ZM230 54H231V53H230ZM250 54H251V53H250ZM3 55H4V54H3ZM33 55H35V54H33ZM57 55H58V54H57ZM68 55H69V54H68ZM91 55H93V53H92ZM97 55H98V54H97ZM148 55H149V54H147V56H148ZM180 55H181V54H180ZM210 55H211V54H209L208 56H210ZM214 55H216V54H214ZM214 55H213V56H214ZM217 55H218V54H217ZM222 55H223V54H222ZM7 56H8V55H7ZM61 56H62V55H60V57H61ZM66 56H67V55H66ZM78 56H79V55H78ZM112 56H113V54H112ZM115 56H116V55H115ZM166 56H167V55H166ZM197 56H198V55H197ZM197 56H196V57H197ZM208 56L206 57V60H207ZM213 56H212V57H213ZM234 56H235V55H234ZM42 57H43V56H42ZM47 57H48V56H47ZM62 57H64V55H63ZM69 57H71V56L69 55ZM69 57H68V58H69ZM89 57H92V56L89 55ZM97 57H98V56H97ZM105 57H107V56H105ZM108 57H109V56H108ZM108 57H107V58H108ZM110 57H111V56H110ZM113 57H114V56H113ZM143 57H144V56H143ZM148 57H149V56H148ZM157 57H158V56H157ZM185 57H186V56H185ZM202 57H203V56H202ZM212 57L210 56V59H211ZM215 57H216V56H215ZM218 57H219V56H218ZM243 57H244V56H243ZM30 58H31V57H30ZM35 58H36V57H35ZM77 58H78V57H77ZM127 58H128V57H127ZM132 58H133V57H132ZM162 58H163V56H162ZM162 58H161V59H162ZM164 58H165V57H164ZM190 58H191V57H190ZM198 58H199V57H198ZM247 58H248V57H247ZM250 58H251V57H250ZM257 58H258V57H257ZM7 59H8V58H7ZM54 59H56V58H54ZM58 59H59V58H58ZM75 59H76V58H75ZM75 59H73V60L75 61ZM87 59H88V57H87ZM89 59H90V58H89ZM93 59H94V56H93ZM95 59H97V58H95ZM95 59H94V60H95ZM103 59H104V58H103ZM114 59H115V58H114ZM134 59H135V58H134ZM142 59H143V58H141V61H142ZM145 59H146V58H145ZM151 59H152V57H151ZM187 59H188V58H187ZM193 59H194L195 61H197L195 58H193ZM201 59H202V58H201ZM220 59H221V58H220ZM241 59H242V58H241ZM243 59H244V58H243ZM3 60H4V59H3ZM31 60H32V58H31ZM52 60H53V59H52ZM52 60H51V61H52ZM56 60H57V59H56ZM78 60H79V59H78ZM78 60H77V62H78ZM104 60H105V59H104ZM108 60H109V58H108ZM136 60H137V59H136ZM143 60H144V59H143ZM185 60H186V58H185ZM185 60H184V61H185ZM208 60H209V59H208ZM222 60H223V59H222ZM59 61H60V60H59ZM74 61H73V63H74ZM86 61H87V60H86ZM118 61H121V60H118ZM127 61H128V60H127ZM130 61H132V60H130ZM133 61L135 62V60H133ZM164 61H165V59H164ZM166 61H167V60H166ZM180 61H181V60L179 59V62H180ZM184 61H183V62H184ZM191 61H192V59H191ZM199 61H200V60H198V62H199ZM203 61H204V60H203ZM226 61H227V60H226ZM25 62H26V61H25ZM66 62H67V61H66ZM75 62H76V61H75ZM84 62H85V61H84ZM92 62H95V61H92ZM111 62L113 63V58H112V61H111ZM121 62H122V61H121ZM161 62H162V61H161ZM183 62H182V63H183ZM185 62H187V60H186ZM200 62H201V61H200ZM220 62H221V61H220ZM257 62H258V61H257ZM4 63H5V62H4ZM4 63H3V65H4ZM10 63H11V62H10ZM12 63H13V62H12ZM39 63H40V62H39ZM50 63H51V62H50ZM54 63H56V62L54 61ZM60 63H61V62H60ZM63 63H64V62H63ZM63 63H62V64H63ZM87 63H88V62H87ZM128 63H129V62H128ZM147 63H148V62H147ZM158 63H159L160 65H162L160 62H158ZM175 63H176V61H175ZM205 63H207V62H205ZM1 64H2V63H1ZM46 64H47V63H46ZM71 64H72V62H71ZM92 64H95V63H92ZM126 64H127V62H126ZM126 64H125V65H126ZM138 64H140V63H138ZM159 64H158V66H159ZM166 64H167V63H166ZM168 64H169V63H168ZM177 64H178V63H177ZM189 64H190V63H189ZM189 64H188V65H189ZM191 64H194V63H191ZM197 64L199 65V63H197ZM212 64H213V63H211V65H212ZM219 64H220V63H219ZM241 64L243 65V63H241ZM23 65H24V64H23ZM37 65H38V64H37ZM40 65H41V63H40ZM55 65L57 66L58 64H55ZM68 65L70 66V64H68ZM68 65H67V66H68ZM74 65H75V64H74ZM74 65H73V66H74ZM80 65H81V64H80ZM96 65H98V64L96 63ZM120 65H122V64L120 63ZM141 65H142V64H141ZM172 65H173V62H172ZM179 65H180V63H179ZM183 65H184V64H182V66H183ZM186 65H187V64H186ZM4 66H5V65H4ZM35 66H36V65H35ZM43 66H44V65H43ZM53 66H54V65H53ZM76 66H77V65H76ZM81 66H82V65H81ZM89 66H90V68H91V65H89ZM112 66H113V65H112ZM112 66H111V67H112ZM158 66H156V67L159 68ZM163 66H164V65H163ZM177 66H178V65H177ZM189 66H190V65H189ZM255 66H256V65H255ZM21 67H22V66H21ZM39 67H40V66H39ZM39 67H38V68H39ZM62 67H63V66H62ZM62 67H61V68H62ZM77 67H78V66H77ZM83 67H84V66H83ZM130 67H131V65H130ZM175 67H176V65H175ZM236 67H237V66H236ZM240 67H241V66H240ZM248 67H249V66H248ZM5 68H6V67H5ZM14 68H15V67H14ZM36 68H37V67H36ZM38 68H37V71H38ZM53 68H55V67H53ZM66 68H67V67H66ZM80 68H81V67H80ZM164 68L167 69V68H166V65H165ZM172 68H174V67H171V69H172ZM178 68H180V67H178ZM183 68H185V66H184ZM226 68H227V67H226ZM259 68H260V65H259ZM57 69H58V68H57ZM74 69L76 70V68H74ZM92 69H93V67H92ZM112 69H113V68H112ZM181 69H182V68H181ZM187 69H189V68H187ZM197 69H198V68H197ZM215 69H216V68H215ZM219 69H220V67H219ZM251 69H252V68H251ZM77 70H78V69H77ZM93 70L95 71V69H93ZM113 70H114V69H113ZM121 70H122V69H121ZM121 70H120V71H121ZM125 70H126V67H125ZM154 70H155V69H154ZM156 70H157V69H156ZM156 70H155V71H156ZM172 70H173V69H172ZM184 70H185V69H183V71H184ZM222 70H223V69H222ZM22 71H23V70H22ZM39 71H40V70H39ZM53 71H56V70H53ZM62 71H64V70H62ZM68 71H69V70H68ZM70 71H71V70H70ZM107 71H108V70H107ZM117 71H118V70H117ZM117 71H115V72H117ZM141 71H143V70H141ZM159 71H160V70H159ZM166 71H168V70H166ZM174 71H175V70H174ZM188 71H189V70H188ZM208 71H209V70H208ZM236 71H238V70H236ZM243 71H244V70H243ZM243 71H242V72H243ZM258 71H260V69H259ZM2 72L7 73L8 71H7V72L2 71ZM13 72H14V71H13ZM16 72H17V71H16ZM46 72H47V71H46ZM51 72H52V71H51ZM66 72H67V71H66ZM66 72H65V74H66ZM131 72H132V71H131ZM197 72H198V71H197ZM197 72H196V73H197ZM201 72H202V71H201ZM206 72H207V71H206ZM209 72H210V71H209ZM214 72H215V71H214ZM218 72H219V71H218ZM228 72H229V70H228ZM246 72H247V71H246ZM254 72H255V71H254ZM0 73H1V72H0ZM21 73H22V72H21ZM31 73H32V72H31ZM33 73H34V72H33ZM53 73H54V72H53ZM53 73H52V74H53ZM60 73H62V72H60ZM60 73H59V74H60ZM85 73H88V72H85ZM91 73H92V72H91ZM100 73H101V72H100ZM109 73H111V72H109ZM121 73H122V72H121ZM147 73H148V72H147ZM149 73H150V72H149ZM167 73L169 74V72H167ZM170 73H171V71H170ZM179 73H181V72H179ZM179 73H178V74H179ZM193 73H194V72H193ZM237 73H238V72H237ZM244 73H245V72H244ZM244 73H243V74H244ZM25 74H26V72H25ZM36 74L39 75V73H36ZM40 74H41V73H40ZM47 74H48V73H47ZM47 74H46V75H47ZM50 74H51V73H50ZM55 74H58V73H55ZM59 74H58V75H59ZM106 74H107V73H106ZM119 74H120V73H119ZM128 74H129V73H128ZM150 74H151V73H150ZM157 74H158V73H157ZM174 74H175V73H174ZM207 74H208V72H207ZM248 74H249V73H248ZM1 75H3V74H1ZM27 75H28V74H27ZM29 75H32V74H29ZM62 75H63V74H62ZM84 75H85V74H84ZM110 75H111V74H110ZM115 75H116V74H115ZM122 75H123V74H122ZM124 75H125V74H124ZM124 75H123V76H124ZM147 75H148V74H147ZM158 75H160V74H158ZM191 75H192V74H191ZM220 75H221V74H220ZM226 75H227V74H226ZM251 75H252V74H251ZM8 76H9V75H8ZM33 76H34V75H33ZM33 76H32V77H33ZM40 76H41V75H40ZM63 76H64V75H63ZM68 76H69V75H68ZM79 76H80V74H79ZM79 76H78V78H79ZM81 76H82V75H81ZM90 76H91V75H90ZM90 76H88V78H89ZM93 76H94V75H93ZM105 76H106V75H105ZM118 76H119V75H118ZM133 76H134V75H132V77H133ZM167 76H168V75H167ZM170 76H171V74H170ZM208 76H209V75H208ZM241 76H242V75H241ZM16 77H17V75H16ZM19 77H21V75H20ZM46 77H47V76H46ZM55 77H56V75H55ZM65 77H66V76H65ZM75 77H76V75H75ZM75 77H74V78H75ZM91 77H92V76H91ZM99 77H100V76H99ZM116 77H117V76H116ZM116 77H115V79H116ZM130 77H131V76H130ZM142 77H143V76H142ZM158 77H159V76H158ZM160 77H161V76H160ZM182 77H183V76H182ZM197 77H198V76H197ZM202 77H203V76H202ZM210 77H211V76H210ZM210 77H209V78H210ZM217 77H219V76H217ZM221 77H222V76H221ZM233 77H234V76H233ZM251 77H252V76H251ZM253 77H254V76H253ZM8 78H9V77H8ZM8 78H7V79H8ZM36 78H37V77H36ZM59 78H60V77H59ZM63 78H64V77H63ZM74 78H73V80H74ZM100 78H102V76H101ZM128 78H129V77H128ZM188 78H189V77H188ZM194 78H195V77H194ZM200 78H201V77H200ZM247 78H248V77H247ZM0 79H1V78H0ZM10 79H12V78H10ZM21 79H22V78H21ZM29 79H30V78H29ZM32 79H33V78H32ZM41 79H42V78H41ZM56 79H57V78H56ZM56 79H55V80H56ZM61 79H62V78H61ZM67 79H68V78H67ZM93 79H94V78H93ZM93 79H92V81H93ZM95 79H96V78H95ZM102 79H103V78H102ZM102 79H101V80H102ZM118 79H119V77H118ZM131 79H133V78H131ZM131 79H130V80H131ZM137 79H138V78H137ZM146 79H148V78H146ZM155 79L157 80V78H155ZM155 79H154V80H155ZM160 79H161V78H160ZM168 79H169V78H168ZM168 79H167V80H168ZM184 79H185V78L183 77L182 80H184ZM222 79H223V78H222ZM236 79H237V78H236ZM239 79H240V78H239ZM254 79H255V78H254ZM263 79H264V78H263ZM19 80H20V79H19ZM22 80H23V79H22ZM33 80H34V79H33ZM35 80H37V79H35ZM43 80H44V79H43ZM53 80H54V78H53ZM69 80H70V79H69ZM69 80H68V81H69ZM82 80H83V79H82ZM88 80H89V79H88ZM108 80H109V79H108ZM108 80H107V82H108ZM113 80H114V79H113ZM123 80H125V79H123ZM126 80H127V78H126ZM134 80H135V79H134ZM134 80H133V83H134ZM179 80H181V79H179ZM207 80H208V79H207ZM232 80H233V79H232ZM240 80H242V79H240ZM38 81H39V80H38ZM63 81H64V79H63ZM104 81H106V80L104 79ZM110 81H111V79H110ZM116 81H117V80H116ZM208 81H209V80H208ZM210 81H211V80H210ZM122 82H125V81H122ZM148 82H149V81H148ZM155 82H156V81H155ZM155 82H154V83H155ZM182 82H183V81H182ZM192 82H193V81H192ZM195 82H197V81H195ZM203 82H204V81H203ZM2 83H3V82H2ZM31 83H32V82H31ZM67 83H69V82H67ZM71 83H72V82H71ZM85 83H87V82H85ZM88 83H89V82H88ZM90 83H91V82H90ZM101 83H102V82H101ZM118 83H119V82H118ZM130 83L132 84V82H130ZM130 83H129V84H130ZM150 83H152V82L150 81ZM158 83H159V82H158ZM233 83H234V82H233ZM9 84H11V83H9ZM19 84H20V83H19ZM24 84H25V83H24ZM35 84L37 85V83H35ZM96 84H97V83H96ZM98 84H99V83H98ZM125 84H127V83H125ZM143 84H144V83H143ZM165 84H166V83H165ZM177 84H178V83H177ZM263 84H264V83H263ZM16 85H18V84H16ZM25 85H26V84H25ZM92 85L94 86L95 84H92ZM100 85H101V84H100ZM132 85H133V84H132ZM162 85H164V84L162 83ZM173 85H175V84H173ZM201 85H202V84H201ZM208 85H209V84H208ZM219 85H220V83H219ZM252 85H253V84H252ZM26 86H27V85H26ZM118 86H119V84H118ZM170 86H171V85H170ZM225 86H226V85H225ZM245 86H246V85H245ZM261 86H262V84H261ZM261 86H260V87H261ZM38 87H39V86H38ZM66 87H67V86H66ZM80 87H81V86H80ZM102 87H103V86H102ZM113 87H114V86H113ZM135 87H136V86H135ZM158 87H159V86H158ZM162 87H163V86H162ZM192 87H193V86H192ZM201 87H202V86H201ZM206 87H207V86H206ZM247 87H248V86H247ZM260 87H259V88H260ZM0 88H1V87H0ZM5 88H6V87H5ZM21 88H22V87H21ZM31 88H32V87H31ZM35 88H36V87H35ZM83 88H84V87H83ZM95 88H97V86H96ZM103 88H104V87H103ZM117 88H118V87H117ZM120 88H121V87H120ZM164 88H165V87H164ZM164 88H163V90H164ZM167 88L169 89V87H167ZM175 88H176V87H175ZM207 88H208V87H207ZM228 88H229V87H228ZM253 88H254V87H253ZM262 88H263V87H262ZM1 89H2V88H1ZM24 89H25V88H24ZM37 89H38V88H37ZM91 89H92V88H91ZM106 89H108V88H106ZM118 89H119V88H118ZM136 89H137V88H136ZM155 89H156V87H155ZM160 89H161V88H160ZM168 89H167V90H168ZM184 89H185V88H184ZM201 89H203V88H201ZM204 89H205V88H204ZM222 89H223V88H221V90H222ZM226 89H227V88H226ZM238 89H239V88H238ZM250 89H251V88H250ZM250 89H249V90H250ZM2 90H3V89H2ZM17 90H18V89H17ZM17 90H16V91H17ZM21 90H22V89H21ZM41 90H42V89H41ZM81 90H82V89H81ZM89 90H90V89H89ZM92 90H93V89H92ZM96 90H97V89H96ZM113 90H114V89H113ZM116 90H117V89H116ZM131 90H132V89H131ZM152 90H153V89H152ZM169 90H170V89H169ZM173 90H174V89H173ZM259 90H260V89H259ZM11 91H12V88H11ZM13 91H14V89H13ZM16 91H15V92H16ZM23 91H24V90H23ZM23 91H22V93H23ZM25 91H26V90H25ZM27 91H28V90H27ZM37 91H38V90H37ZM86 91H87V90H86ZM93 91H94V90H93ZM134 91H135V90H134ZM175 91H176V90H175ZM190 91L192 92V90H190ZM193 91H194V90H193ZM254 91H255V90H254ZM1 92H2V91H1ZM18 92H19V91H18ZM28 92H29V91H28ZM55 92H56V91H55ZM60 92H61V91H59V93H60ZM78 92H79V90H78ZM98 92H99V91H98ZM109 92H110V90H109ZM112 92H113V91H112ZM143 92H144V91H143ZM156 92H157V91H156ZM185 92H186V91H185ZM191 92H190V94H191ZM203 92H204V91H203ZM205 92H206V91H205ZM235 92L238 93L239 91L236 90ZM8 93H9V92H8ZM11 93H12V92H11ZM43 93L45 94L46 92H43ZM57 93H58V92H57ZM173 93H174V92H173ZM177 93H178V91H177ZM177 93H175V94H177ZM183 93H184V92H183ZM195 93H196V92H195ZM221 93H222V92H221ZM221 93H220V94H221ZM17 94H18V93H17ZM40 94H41V93H40ZM49 94H50V93H49ZM84 94H87V93L84 92ZM91 94H92V93H91ZM111 94H112V93H111ZM145 94H146V93H145ZM155 94H156V93H155ZM155 94H154V95H155ZM188 94H189V93H188ZM196 94H197V93H196ZM262 94H263V93H262ZM10 95H14V94H10ZM18 95H20V94H18ZM18 95H17V96H18ZM28 95H29V94H28ZM93 95H94V94H93ZM120 95H121V94H120ZM122 95H123V94H122ZM142 95H144V93H142ZM149 95H150V94H149ZM164 95H165V94H164ZM181 95H182V93H181ZM201 95H202V94H201ZM209 95H210V93H209ZM212 95H213V94H212ZM214 95H215V94H214ZM15 96H16V95H15ZM82 96H83V95H82ZM90 96H91V95H90ZM104 96H105V95H104ZM114 96H115V95H114ZM205 96H206V95H205ZM210 96H211V95H210ZM232 96H233V95H232ZM232 96H231V97H232ZM234 96H235V95H234ZM248 96H249V95H248ZM254 96H255V95H254ZM263 96H264V95H263ZM5 97H6V96H5ZM22 97H23V95H22ZM22 97H21V98H22ZM38 97H39V96H38ZM42 97H44V96L42 95ZM97 97H98V96H97ZM97 97H96V98H97ZM144 97H145V96H144ZM154 97H155V96H154ZM162 97H163V96H162ZM183 97H184V96H183ZM192 97H194V96L192 95ZM200 97H201V96H200ZM203 97H204V96H203ZM206 97H207V96H206ZM206 97H205V98H206ZM16 98H17V97H16ZM19 98H20V97H19ZM31 98H32V97H31ZM92 98H93V97H92ZM100 98H102V97H100ZM119 98H120V97H119ZM214 98H215V97H214ZM239 98H240V97H239ZM244 98H245V97H244ZM34 99H35V98H34ZM68 99H69V97H68ZM93 99H94V98H93ZM120 99H121V98H120ZM192 99H193V98H192ZM199 99H200V98H199ZM203 99H204V98H203ZM218 99H219V98H218ZM226 99H227V98H226ZM234 99H235V98H234ZM246 99H247V98H246ZM248 99H250V98H248ZM257 99H258V98H257ZM261 99H262V98H261ZM6 100H7V98H6ZM12 100H13V99H12ZM40 100H41V99H40ZM69 100H71V99H69ZM74 100H75V99H74ZM115 100H116V99H115ZM121 100H122V99H121ZM129 100H130V99H129ZM143 100H144V99H143ZM193 100L195 101L196 99H193ZM213 100H214V99H213ZM231 100H233V99H231ZM7 101H8V100H7ZM55 101H56V100H55ZM95 101H96V100H95ZM101 101H102V100H101ZM103 101H104V100H103ZM154 101H155V100H154ZM157 101H158V100H157ZM181 101H182V100H181ZM197 101H198V100H197ZM235 101H237V99H235ZM250 101H251V100H250ZM32 102H34V101H32ZM64 102H65V101H64ZM85 102H86V101H85ZM99 102H100V101H99ZM99 102H98V103H99ZM109 102H110V101H109ZM113 102H114V101H113ZM119 102H120V100H119ZM226 102H229V101H226ZM246 102H247V101H246ZM9 103H10V102H9ZM17 103H18V102H17ZM30 103H31V102H30ZM53 103H54V102H53ZM82 103H83V102H82ZM86 103H89V102H86ZM106 103H107V102H106ZM115 103H117V101H115ZM151 103H152V102H151ZM161 103H162V102H161ZM191 103H192V102H191ZM195 103H196V102H195ZM203 103H205V102H203ZM218 103H219V101H218ZM218 103H217V104H218ZM230 103H231V102H230ZM252 103H253V102H252ZM252 103H251V104H252ZM13 104H14V103H13ZM13 104H12V105H13ZM22 104H23V103H22ZM25 104H26V103H25ZM71 104H72V103H71ZM136 104H137V103H136ZM148 104H150V103H148ZM154 104H155V103H154ZM154 104H152V105H154ZM162 104H163V103H162ZM162 104H161V107H162ZM193 104H194V103H193ZM201 104H202V103H201ZM206 104H207V103H206ZM209 104H210V102L208 103V106H209ZM257 104H258V102H257ZM4 105H5V104H4ZM28 105H29V104H28ZM28 105H27V106H28ZM35 105H36V103H35ZM40 105H41V104H40ZM43 105H44V104H43ZM45 105H46V104H45ZM110 105H111V104H110ZM122 105H123V104H122ZM155 105H156V104H155ZM175 105H176V103H175ZM210 105H211V104H210ZM245 105H246V103H245ZM17 106H18V105H17ZM20 106H21V105H20ZM76 106H77V105H76ZM108 106H109V104H108ZM116 106H117V105H116ZM116 106H114V107H116ZM123 106H124V105H123ZM125 106H126V104H125ZM132 106H133V105H132ZM150 106H151V105H150ZM163 106H164V105H163ZM249 106H251V105H249ZM253 106H254V105H253ZM253 106H252V107H253ZM2 107H3V106H2ZM25 107H26V106H25ZM35 107H36V106H35ZM39 107H41V106H39ZM42 107H43V106H42ZM103 107H104V106H103ZM121 107H122V106H121ZM135 107H136V105H135ZM165 107H166V106H164V108H165ZM180 107H181V106H180ZM190 107H191V106H190ZM194 107H195V106H194ZM206 107H207V106H206ZM210 107H211V106H210ZM229 107H230V106H229ZM263 107H264V106H263ZM14 108H16V107L14 106ZM37 108H38V107H37ZM101 108H102V107H101ZM116 108H117V107H116ZM126 108H127V107H126ZM145 108H146V107H145ZM154 108H155V107H154ZM159 108H160V106H159ZM176 108L178 109V107H176ZM176 108H175V109H176ZM208 108H209V107H208ZM208 108H207V109H208ZM232 108H233V107H232ZM232 108H230V109H232ZM235 108H236V106H235ZM254 108H255V107H254ZM16 109H17V108H16ZM28 109H29V108H28ZM98 109H99V108H98ZM114 109H115V108H114ZM123 109H124V107H123ZM123 109H122V111H123ZM128 109H129V108H128ZM157 109H158V108H157ZM205 109H206V108H205ZM251 109H252V108H251ZM6 110H7V108H6ZM70 110H71V109H70ZM86 110H87V109H86ZM93 110H94V109H93ZM130 110H131V108H130ZM163 110H164V109H163ZM210 110H211V108H210ZM225 110H226V108H225ZM249 110H250V109H249ZM256 110L258 111V108H257ZM261 110H263V108H262ZM14 111H15V110H14ZM18 111H19V109H18ZM42 111H43V110H42ZM89 111H90V110H89ZM115 111H116V110H115ZM192 111H193V110H192ZM213 111H214V109H213ZM215 111H216V110H215ZM242 111H244V110H242ZM263 111H264V110H263ZM39 112H40V111H39ZM39 112H38V113H39ZM62 112H63V111H62ZM77 112H78V111H77ZM81 112H82V111H81ZM85 112H86V111H85ZM106 112H107V111H106ZM112 112H113V111H112ZM125 112H126V111H125ZM125 112H124V114H125ZM151 112H152V111H151ZM197 112H199V111H197ZM200 112H201V111H200ZM202 112H204V111H202ZM206 112H207V111H206ZM224 112H225V111H224ZM237 112H238V111H237ZM4 113H5V111L3 112V114H4ZM29 113H30V112H29ZM41 113H43V112H41ZM73 113L75 114V112H73ZM73 113H72L71 116L74 115ZM89 113H90V112H89ZM94 113H95V112H94ZM94 113H93V114H94ZM142 113H143V112H142ZM171 113H172V112H171ZM211 113H212V112H211ZM241 113H243V112H241ZM244 113H245V112H244ZM244 113H243V114H244ZM248 113H249L250 115L254 116L253 114H254L255 112H252V114H251L250 112H248ZM13 114H14V113H13ZM19 114H20V113H19ZM19 114H18V115H19ZM34 114H35V112H34ZM34 114H33V115H34ZM60 114H61V112H60ZM60 114H59V115H60ZM96 114H97V113H96ZM109 114H110V113H109ZM119 114H120V113H119ZM132 114H133V113H132ZM165 114H166V113H165ZM165 114H164V115H165ZM179 114L181 115V113H179ZM190 114H191V113H190ZM221 114H222V113H221ZM221 114H220V115H221ZM243 114H242V115H243ZM261 114H262V112H261ZM31 115H32V114H31ZM33 115H32V116H33ZM49 115H50V114H49ZM61 115H63V114H61ZM75 115H76V114H75ZM111 115H112V114H111ZM126 115H127V114H126ZM133 115H134V114H133ZM185 115H186V114H185ZM201 115H202V114H201ZM211 115H212V114H211ZM224 115H225V114H224ZM245 115H246V114H245ZM255 115H257V114H255ZM263 115H264V114H263ZM32 116H31V117H32ZM44 116H45V115H44ZM44 116H43V117H44ZM46 116H47V114H46ZM50 116H51V115H50ZM77 116H78V115H77ZM80 116H81V115H80ZM137 116H138V115H137ZM140 116H141V115H140ZM142 116H143V115H142ZM145 116H147V113L145 114ZM145 116H144V117H145ZM167 116H168V114H167ZM181 116H183V115H181ZM189 116H190V115H189ZM209 116H210V115H209ZM237 116L239 117V115H237ZM257 116H258V115H257ZM257 116H256V117H257ZM259 116H260V115H259ZM37 117H38V116H37ZM83 117H85V116H83ZM83 117H82V118H83ZM89 117H90V116H89ZM91 117H92V116H91ZM95 117H96V116H94V118H95ZM98 117L101 118V116H98ZM127 117H129V116H127ZM127 117H126V118H127ZM130 117H131V116H130ZM133 117H134V116H133ZM156 117H158V116H156ZM169 117H170V115H169ZM172 117H173V116H172ZM172 117H171V118H172ZM191 117H192V116H191ZM213 117H214V116H213ZM260 117H261V116H260ZM9 118H10V117H9ZM51 118H52V116H51ZM59 118H60V116H59ZM63 118H64V117H63ZM78 118H79V116H78ZM85 118H86V117H85ZM119 118H121V117H119ZM135 118H136V117H135ZM159 118H160V117H159ZM167 118H168V117H167ZM180 118H181V117H180ZM180 118H179V119H180ZM199 118H200V116H199ZM242 118H243V117H242ZM248 118L250 119L251 116H250V117L248 116ZM262 118H263V117H262ZM124 119H125V118H124ZM129 119H130V118H129ZM150 119H151V118H150ZM150 119H149V120H150ZM177 119H178V118H177ZM209 119H210V118H209ZM217 119H218V118H217ZM228 119H229V117H228ZM232 119H233V118H232ZM238 119H239V118H238ZM251 119H252V118H251ZM42 120H43V119H42ZM56 120H58V119L56 118ZM68 120H69V119H68ZM74 120H75V119H74ZM91 120H93V118H92ZM91 120H90V121H91ZM102 120H103V119H102ZM120 120H121V119H120ZM132 120H134V119H132ZM132 120H131V121H132ZM139 120H140V119H139ZM143 120H144V119H143ZM146 120H147V119H146ZM149 120H148V121H149ZM160 120H161V118H160ZM166 120H167V119H166ZM171 120H172V119H171ZM181 120H182V119H181ZM239 120H240V119H239ZM262 120H263V119H262ZM35 121L38 122L37 119H35ZM58 121H59V120H58ZM58 121H57V122H58ZM87 121H88V120H87ZM110 121H111V120H110ZM148 121H147V123H148ZM169 121H170V120H169ZM189 121H190V120H189ZM208 121H209V120H208ZM217 121H218V120H217ZM232 121H233V120H232ZM234 121H235V120H234ZM248 121H249V120H248ZM252 121H253V120H252ZM254 121H255V120H254ZM259 121H260V120H259ZM54 122H55V121H54ZM78 122H79V120H78ZM88 122H89V121H88ZM98 122H99V121H98ZM120 122H121V121H120ZM120 122H119V123H120ZM129 122H130V121H129ZM134 122H135V120H134ZM134 122H133V125H135ZM139 122H140V121H139ZM170 122H172V121H170ZM197 122H198V119H197ZM211 122H212V121H211ZM224 122H225V121H224ZM242 122H243V121H242ZM42 123H43V122H42ZM51 123H52V122H51ZM59 123H60V125H61V122H59ZM62 123H63V122H62ZM93 123H94V122H93ZM96 123H97V122H96ZM101 123H102V122H101ZM108 123H109V122H108ZM116 123H117V122H116ZM130 123H131V122H130ZM172 123H173V122H172ZM172 123H170V124L172 125ZM202 123H203V122H202ZM206 123H207V122H206ZM206 123H205V124H206ZM244 123H245V122H244ZM255 123H256V122H255ZM33 124H34V123H33ZM38 124H39V123H38ZM40 124H41V123H40ZM45 124H46V123H45ZM55 124H56V122H55ZM80 124H81V123H80ZM83 124H84V123H83ZM142 124H143V123H142ZM155 124L157 125V123H155ZM155 124H154V125H155ZM161 124H163V123H161ZM216 124H217V122H216ZM227 124H228V122H227ZM10 125H11V124H10ZM22 125H23V124H22ZM27 125H28V124H27ZM30 125H31V124H30ZM30 125H29V126H30ZM94 125H95V124H94ZM125 125H126V124H125ZM125 125H124V126H125ZM136 125H137V123H136ZM171 125H170V126H171ZM196 125H197V124H196ZM201 125H202V124H201ZM218 125H219V124H218ZM252 125H253V124H252ZM255 125H256V124H255ZM25 126H26V125H25ZM41 126H42V125H41ZM57 126H58V125H57ZM57 126H56V127H57ZM63 126H64V125H63ZM66 126H67V125H66ZM68 126H69V125H68ZM81 126H82V125H81ZM81 126H80V127H81ZM90 126H91V125H90ZM148 126H149V125H148ZM159 126H160V125H159ZM176 126H177V125H176ZM180 126H181V124H180ZM192 126H193V125H192ZM213 126H215V125H213ZM240 126L242 127V125H240ZM258 126H259V125H258ZM260 126H261V124H260ZM262 126H263V123H262ZM8 127H9V126H8ZM38 127H39V126H38ZM49 127H50V126H49ZM59 127H60V126H58V128H59ZM64 127H65V126H64ZM86 127H87V126H86ZM145 127H146V126H145ZM149 127H150V126H149ZM152 127H153V126H152ZM168 127H169V125H168ZM171 127H173V126H171ZM237 127H239V124H238ZM246 127H247V126H246ZM248 127H250V126H248ZM256 127H257V126H256ZM256 127H255V128H256ZM29 128H31V127H29ZM61 128H62V127H61ZM68 128H69V127H68ZM72 128H73V127H72ZM82 128H83V127H82ZM98 128H99V127H98ZM102 128H103V127H102ZM102 128H101V129H102ZM112 128H113V127H112ZM124 128H125V127H124ZM135 128L137 129V127H135ZM142 128H143V126H142ZM147 128H148V127H147ZM155 128H156V127H155ZM179 128H180V127H179ZM210 128H211V127H210ZM226 128H228V127L226 126ZM252 128H253V127H252ZM24 129H25V128H24ZM27 129H28V128H27ZM41 129H42V128H41ZM108 129H109V128H108ZM129 129H130V128H129ZM156 129H158V128H156ZM171 129H172V128H171ZM197 129H198V128H197ZM206 129H207V128H206ZM206 129H205V130H206ZM232 129H233V128H232ZM256 129H257V128H256ZM258 129H259V127H258ZM0 130H1V129H0ZM56 130H57V129H56ZM76 130H77V129H76ZM76 130H75V131H76ZM80 130H81V129H80ZM82 130H83V129H82ZM86 130H87V129H86ZM167 130H168V128H167ZM198 130H199V129H198ZM218 130H220V129H217V132H218ZM222 130H223V129H222ZM240 130H241V129H240ZM262 130H263V129H262ZM23 131H25V130H23ZM64 131H65V130H63V132H64ZM130 131H131V130H130ZM140 131H141V130H140ZM144 131H145V130H144ZM146 131H147V130H146ZM154 131H155V130H154ZM171 131H172V130H171ZM171 131H168V132H171ZM173 131H174V130H173ZM181 131H182V130H181ZM183 131H184V130H183ZM185 131H186V130H185ZM208 131H210V130H208ZM43 132H44V131H43ZM57 132H59V131L57 130ZM81 132H82V131H81ZM103 132H104V131H103ZM105 132H106V131H105ZM120 132H121V131H120ZM126 132H127V130H126ZM158 132H159V131H158ZM162 132H163V131H162ZM236 132H237V131H236ZM35 133L37 134L38 132H35ZM41 133H42V132H41ZM59 133H60V132H59ZM71 133H72V132H71ZM91 133H92V132H91ZM95 133H96V132H95ZM99 133H100V132H99ZM124 133H125V132H124ZM149 133H150V132H149ZM166 133H167V132H166ZM193 133H194V132H193ZM223 133L225 134V131H224ZM261 133H262V132H261ZM261 133H259V134L261 135ZM31 134H32V133H31ZM61 134H62V133H61ZM101 134H102V132H101ZM101 134H100V136H101ZM104 134H105V133H104ZM168 134H170V133H168ZM178 134H179V133H178ZM194 134H195V133H194ZM204 134H205V133H204ZM213 134H214V133H213ZM62 135H64V134H62ZM78 135H79V133H78ZM81 135H82V134H81ZM97 135H98V134H97ZM159 135H160V134H159ZM162 135H163V134H162ZM162 135H161V136H162ZM181 135H183V133H182ZM216 135H217V134H216ZM250 135H251V134H250ZM31 136H32V135H31ZM38 136H39V135H38ZM40 136H41V135H40ZM45 136H46V135H45ZM87 136H88V135H86V137H87ZM102 136H103V135H102ZM127 136H128V135H127ZM178 136H179V135H178ZM196 136H197V135H196ZM205 136H206V134H205ZM221 136H222V135H220V137H221ZM229 136H230V135H229ZM233 136H234V135H233ZM235 136H236V135H235ZM253 136H254V135H253ZM34 137H35V136H34ZM80 137H84V136H80ZM103 137H104V136H103ZM117 137H118V136H117ZM117 137H116V138H117ZM128 137H129V136H128ZM130 137H131V136H130ZM130 137H129V138H130ZM133 137H134V136H133ZM165 137H166V135H165ZM192 137H193V136H192ZM192 137H191V138H192ZM224 137H225V136H224ZM246 137H247V136H246ZM87 138H88V137H87ZM90 138H91V135H90ZM90 138H89V139H90ZM92 138H93V137H92ZM110 138H112V137H110ZM170 138H171V137H170ZM221 138H222V137H221ZM221 138H220V139H221ZM34 139H35V138H34ZM43 139H44V138H43ZM93 139H94V138H93ZM106 139H107V138H106ZM145 139H146V138H145ZM182 139H183V138H182ZM245 139H246V138H245ZM247 139H248V138H247ZM31 140H32V139H31ZM66 140H67V139H66ZM85 140H86V139H85ZM97 140H98V139H97ZM112 140H113V139H112ZM133 140H134V139H133ZM135 140H136V139H135ZM154 140H155V139H154ZM165 140H167V139H165ZM180 140H181V139H180ZM192 140H193V139H192ZM192 140H191V143H192ZM221 140H222V139H221ZM226 140H227V139H226ZM228 140H229V139H228ZM231 140H232V139H231ZM252 140H253V138H252ZM86 141H87V140H86ZM104 141H105V140H104ZM104 141H102V142L104 143ZM144 141H145V140H144ZM167 141H168V140H167ZM173 141H174V139H173ZM183 141H184V139H183ZM245 141L247 142V140H245ZM245 141H244V142H245ZM249 141H250V140H249ZM29 142H30V141H29ZM108 142H109V141H108ZM169 142H170V141H169ZM179 142H180V141H179ZM184 142H186V141H184ZM17 143H18V142H17ZM111 143H113V142H111ZM174 143H175V142H174ZM195 143H196V142H195ZM206 143H207V141H206ZM212 143H213V142H212ZM212 143H211V144H212ZM217 143H218V142H217ZM230 143H231V142H230ZM249 143H250V142H249ZM252 143H253V141H252ZM258 143H259V142H258ZM30 144H31V143H30ZM93 144H94V143H93ZM93 144H92L91 142H88V143H87V142H83V141L81 140V138L77 137L76 135H73V139H72V141H71V146H70V147H71V148H70V154H71V156L74 157V158H80V159H83V160L85 161V160L89 159V157H90V153L93 152V151H92V146H93ZM101 144H102V143H101ZM131 144H132V143H131ZM192 144H193V143H192ZM220 144H221V143H220ZM259 144H260V143H259ZM259 144H258V145H259ZM94 145H95V144H94ZM104 145H105V144H104ZM124 145H125V144H124ZM132 145H133V144H132ZM175 145H176V143H175ZM193 145H194V144H193ZM195 145H196V144H195ZM198 145H199V144H198ZM209 145H210V144H209ZM224 145H225V144H224ZM242 145H244V143H243ZM107 146H108V145H107ZM114 146H115V145H114ZM142 146L145 147V145H142ZM164 146H165V145H164ZM179 146H180V145H179ZM183 146H184V145H183ZM185 146H186V145H185ZM219 146H220V145H219ZM259 146H260V145H259ZM22 147H23V146H22ZM31 147H32V146H31ZM58 147H59V146H58ZM61 147H62V146H61ZM94 147H95V146H94ZM98 147H99V146H98ZM104 147H105V146H104ZM104 147H103V148H104ZM123 147H125V146H123ZM123 147H120V148H123ZM140 147H141V146H140ZM154 147H155V146H154ZM191 147H192V146H191ZM114 148H115V147H114ZM125 148H126V147H125ZM129 148H130V147H129ZM129 148H128V149H129ZM137 148H139V147H137ZM147 148H148V147H147ZM158 148H159V147H158ZM185 148H186V147H185ZM185 148H183V149H185ZM214 148H215V147H214ZM216 148H217V147H216ZM221 148H222V146H221ZM223 148H224V147H223ZM228 148H229V147H228ZM228 148H227V149H228ZM96 149H97V148H95V150H96ZM100 149H101V148H100ZM100 149H99V151H100ZM141 149H142V148H141ZM141 149H140V152H141ZM200 149H201V148H200ZM243 149H244V148H243ZM245 149H246V148H245ZM40 150H41V149H40ZM112 150H113V149H112ZM132 150H133V149H132ZM147 150H148V149H147ZM201 150H202V149H201ZM204 150H205V149H204ZM255 150H256V149H255ZM261 150H262V149H261ZM21 151H22V150H21ZM97 151H98V150H97ZM123 151H125V150H123ZM178 151L180 152V150H178ZM185 151H186V150H185ZM196 151H197V149H196ZM209 151H210V150H209ZM223 151H224V150H223ZM239 151H240V150H239ZM246 151H247V150H246ZM143 152H144V151H143ZM205 152H207V151H205ZM219 152H220V150H219ZM229 152H230V151H229ZM247 152H248V151H247ZM95 153H96V152H95ZM109 153H110V152H109ZM128 153H129V152H128ZM133 153H134V152H133ZM145 153H146V152H145ZM145 153H144V154H145ZM180 153H181V152H180ZM199 153H200V152H199ZM207 153H209V152H207ZM227 153H228V152H227ZM238 153H239V152H238ZM118 154H119V153H118ZM126 154H127V153H126ZM142 154H143V153H142ZM161 154H162V153H161ZM182 154H183V153H182ZM188 154H189V153H188ZM200 154H201V153H200ZM211 154H212V153H211ZM218 154H220V153H218ZM224 154H226V153H224ZM228 154H229V153H228ZM258 154H260V153H258ZM258 154H257V155H258ZM48 155H49V154H48ZM101 155H102V154H101ZM107 155H108V153H107ZM107 155H106V156H107ZM127 155H128V154H127ZM152 155H153V154H152ZM206 155H207V154H206ZM113 156H114V155H113ZM118 156H119V155H118ZM128 156H129V155H128ZM136 156H139V155H136ZM145 156H146V155H145ZM145 156H144V157H145ZM182 156H183V155H182ZM214 156H215V155H214ZM230 156H231V155H230ZM242 156H243V155H242ZM130 157H131V156H130ZM132 157H133V156H132ZM183 157H184V156H183ZM185 157H186V156H185ZM190 157H191V156H190ZM210 157H211V156H210ZM217 157H218V156H217ZM220 157H221V156H220ZM226 157H227V156H226ZM231 157H233V156H231ZM239 157H240V156H239ZM239 157H238V158H239ZM43 158H44V156H43ZM90 158H91V157H90ZM92 158H93V157H92ZM111 158H112V157H111ZM113 158H114V157H113ZM120 158H123V157H120ZM124 158H125V157H124ZM140 158H141V157H140ZM145 158H146V157H145ZM148 158H149V157H148ZM203 158H204V157H203ZM228 158H229V157H228ZM141 159H142V158H141ZM150 159H152V158H150ZM153 159H155V158L153 157ZM217 159H218V158H217ZM77 160H78V159H77ZM91 160H92V159H91ZM91 160H90V161H91ZM93 160H94V159H93ZM97 160H98V159H97ZM135 160H136V159H135ZM146 160H147V158H146ZM192 160H193V159H192ZM212 160H213V159H212ZM219 160H220V158H219ZM253 160H254V159H253ZM42 161H43V160H42ZM42 161H41V162H42ZM101 161H102V159H101ZM103 161H104V160H103ZM106 161L108 162V160H105V162H106ZM115 161H116V159H115ZM119 161H120V160H119ZM136 161H137V160H136ZM142 161H145V160H142ZM208 161H209V160H208ZM210 161H211V160H210ZM75 162H76V161H75ZM79 162H80V161H79ZM95 162L98 163L97 161H95ZM203 162H204V161H203ZM217 162H218V161H217ZM83 163H84V162H83ZM92 163H94V162L92 161ZM123 163H125V162H123ZM130 163H131V161H130ZM141 163H142V162H141ZM145 163H147V162H145ZM153 163H155V162H153ZM209 163H210V162H209ZM80 164H82V163H80ZM150 164H151V163H150ZM160 164H161V163H160ZM205 164H206V163H205ZM214 164H215V163H214ZM217 164H218V163H217ZM223 164H224V163H223ZM72 165H73V164H72ZM138 165H139V164H138ZM166 165H167V163H166ZM193 165H194V164H193ZM91 166H92V165H91ZM94 166H95V164H94ZM101 166H102V165H101ZM103 166H104V165H103ZM132 166H134V165H132ZM148 166H149V165H148ZM205 166H206V165H205ZM29 167H30V166H29ZM32 167H33V166H32ZM75 167H76V166H75ZM82 167H83V166H82ZM85 167H86V166H85ZM88 167H89V166H88ZM126 167H127V166H126ZM211 167H212V165H211ZM213 167H214V166H213ZM60 168H61V167H60ZM60 168H59V169H60ZM99 168H101V167H99ZM130 168H131V167H130ZM130 168H129V169H130ZM31 169H32V168H31ZM48 169H49V168H48ZM72 169H74V168H72ZM85 169H86V168H85ZM132 169H133V168H132ZM132 169H131V170H132ZM134 169H136V168L134 167ZM152 169H153V168H152ZM154 169H155V168H154ZM161 169H162V168H161ZM42 170H44V169H42ZM49 170H50V169H49ZM69 170H70V169H69ZM80 170H81V169H80ZM112 170H113V169H112ZM124 170H125V168H124ZM141 170H142V168H141ZM167 170H168V169H167ZM167 170H165V171H167ZM44 171H45V170H44ZM52 171H53V169H52ZM83 171H84V170H83ZM125 171H126V170H125ZM125 171H124V172H125ZM145 171H146V170H145ZM149 171H150V168H149ZM153 171H154V170H153ZM155 171H156V170H155ZM190 171H191V170H190ZM204 171H205V170H204ZM40 172H41V171H40ZM56 172H57V171H56ZM58 172H59V171H58ZM162 172H164V171H162ZM167 172H168V171H167ZM167 172H166V173H167ZM183 172H184V171H183ZM52 173H53V172H52ZM59 173H60V172H59ZM59 173H57V174L59 175ZM68 173H69V172H68ZM140 173H141V172H140ZM140 173H139V174H140ZM142 173H143V172H142ZM148 173H149V172H148ZM151 173H152V170H151ZM206 173H207V172H206ZM46 174H47V172H46ZM125 174H126V172H125ZM125 174H124V175H125ZM128 174H129V173H128ZM135 174H136V173H135ZM152 174H153V173H152ZM172 174H173V173H172ZM175 174H176V173H175ZM31 175H32V174H31ZM52 175H53V174H52ZM132 175H133V174H132ZM161 175H162V174H161ZM161 175H160V176H161ZM166 175H167V174H166ZM169 175H170V174H169ZM120 176H121V175H120ZM130 176H131V174H130ZM136 176H137V175H136ZM142 176H143V175H142ZM157 176H158V175H157ZM173 176H175V175H173ZM178 176H179V175H178ZM40 177H41V176H40ZM53 177H54V175H53ZM53 177H52V178H53ZM57 177H58V176H57ZM111 177H112V176H111ZM114 177H116V176H114ZM143 177H144V176H143ZM145 177H146V176H145ZM147 177H148V176H147ZM165 177H166V176H165ZM167 177H168V175H167ZM44 178H45V180H46V177H44ZM138 178H139V177H138ZM168 178H170V177H168ZM168 178H167V179H168ZM175 178H176V177H175ZM27 179H29V178H27ZM69 179H70V178H69ZM110 179H111V178H110ZM124 179H126V178H124ZM128 179H129V178H128ZM132 179H133V178H132ZM136 179H137V178H136ZM143 179H145V178H143ZM36 180H37V179H36ZM56 180H57V179H56ZM60 180H61V179H60ZM130 180H131V179H130ZM5 181H6V180H5ZM5 181H4V182H5ZM37 181H38V180H37ZM51 181H52V180H51ZM66 181H67V180H66ZM84 181H85V180H84ZM86 181H87V180H86ZM86 181H85V182H86ZM106 181H107V180H106ZM116 181H117V180H116ZM119 181H121V180L119 179ZM127 181H128V180H127ZM150 181H151V180H150ZM156 181H157V180H156ZM167 181H168V180H167ZM172 181H173V180H172ZM172 181H171V183H173ZM27 182H28V181H27ZM32 182H33V181H32ZM52 182H53V181H52ZM52 182H51V184H52ZM77 182H78V181H77ZM94 182H95V181H94ZM128 182H129V181H128ZM135 182H136V181H134V183H135ZM153 182H154V181H153ZM162 182H163V181H162ZM174 182H175V180H174ZM177 182H178V181H177ZM54 183H55V182H54ZM58 183H59V181H58ZM58 183H57V184H58ZM113 183H114V182H113ZM178 183H179V182H178ZM1 184H2V183H1ZM43 184H45V183H43ZM73 184H74V182H73ZM76 184H77V183H76ZM99 184H100V183H99ZM102 184H103V183H102ZM104 184H105V181H104ZM104 184H103V186H104ZM114 184H115V183H114ZM120 184H121V183H120ZM154 184H156V183H154ZM165 184H166V183H165ZM165 184H164V185H165ZM167 184H168V183H167ZM47 185H48V183H47ZM69 185H70V184H69ZM78 185H79V183H78ZM112 185H113V184H112ZM183 185H184V184H183ZM60 186H61V185H60ZM73 186H74V185H73ZM76 186H77V185H76ZM84 186H85V185H84ZM98 186H99V185H98ZM101 186H102V185H101ZM126 186H127V185H126ZM176 186H177V185H176ZM50 187H51V186H50ZM77 187H78V186H77ZM91 187L93 188V186H91ZM113 187H114V186H113ZM123 187H125V186H123ZM153 187H154V186H153ZM159 187H160V186H159ZM180 187H181V186H180ZM51 188H52V187H51ZM57 188H59V186H58ZM80 188H81V187H80ZM94 188H95V187H94ZM156 188H158V187H156ZM156 188H155V189H156ZM169 188H170V187H169ZM181 188H182V187H181ZM31 189H33V188H31ZM37 189H38V188H37ZM40 189H41V188H40ZM83 189H84V188H83ZM110 189H111V188H110ZM134 189H135V188H134ZM136 189H137V188H136ZM146 189H147V187H146ZM148 189H149V188H148ZM184 189H185V188H184ZM53 190H54V188H53ZM59 190H60V189H59ZM67 190H68V189H67ZM70 190H71V189H70ZM76 190H77V189H76ZM106 190H108V189H106ZM112 190H113V189H112ZM61 191H63V190H61ZM88 191H89V189L86 190V191L84 190V192H88ZM91 191H92V190H91ZM96 191H97V190H96ZM99 191H100V190H99ZM103 191H104V190H103ZM148 191H149V190H148ZM159 191H160V190H159ZM179 191L182 192L181 190H179ZM183 191H184V190H183ZM185 191H186V190H185ZM63 192H65V190H64ZM89 192H90V191H89ZM133 192H134V190H133ZM151 192H153V191H151ZM151 192H150V193H151ZM172 192H173V191H172ZM186 192H187V191H186ZM28 193H29V192H28ZM47 193L50 194L49 192H47ZM73 193H75V192H73ZM108 193H109V192H108ZM110 193H111V192H110ZM157 193H158V192H157ZM105 194L107 195V193H105ZM111 194H113V193H111ZM127 194H128V193H127ZM136 194L138 195L139 193H136ZM57 195H58V194H57ZM71 195H72V193H71ZM97 195H98V194H97ZM117 195H118V194H117ZM131 195H134V193L131 194ZM137 195H136V196H137ZM142 195H143V194H142ZM167 195H169V194H167ZM199 195H200V194H199ZM30 196H31V195H30ZM44 196H45V195H44ZM58 196H59V195H58ZM67 196H68V194H67ZM77 196H78V195H77ZM98 196H99V195H98ZM104 196H105V195H104ZM158 196H159V195H158ZM158 196H157V197H158ZM185 196H186V195H185ZM192 196H193V195H192ZM6 197H7V196H6ZM64 197H65V196H64ZM70 197H71V196H70ZM70 197H69V198H70ZM79 197H80V196H79ZM83 197H84V196H83ZM105 197H106V196H105ZM112 197H113V196H112ZM124 197H125V196H124ZM126 197H127V196H126ZM140 197H142V196H140ZM157 197H156V198H157ZM168 197H169V196H167V198H168ZM35 198H36V197H35ZM52 198H53V197H52ZM59 198H60V197H59ZM101 198H102V196H101ZM135 198H136V197H135ZM179 198H180V197H179ZM63 199H64V198H63ZM71 199H72V198H71ZM74 199H75V198H74ZM90 199H91V198H90ZM107 199H108V198H107ZM132 199H133V198H132ZM149 199H151V198H149ZM158 199H159V198H158ZM192 199H193V198H192ZM192 199H191V200H192ZM4 200H5V199H4ZM25 200L27 201V199H25ZM34 200H35V199H34ZM59 200H60V199H59ZM119 200H120V199H119ZM142 200H143V199H142ZM153 200H155V199H153ZM153 200H152V201H153ZM173 200H174V199H173ZM179 200H180V199H179ZM188 200H189V199H188ZM31 201H32V200H31ZM31 201H30V202H31ZM75 201H76V200H75ZM111 201H112V200H111ZM136 201H137V200H136ZM138 201H139V200H138ZM149 201H151V200H149ZM0 202H1V201H0ZM43 202H44V201H43ZM84 202H86V201H84ZM112 202H115V201H112ZM130 202H131V201H130ZM172 202H173V201H172ZM174 202H175V201H174ZM189 202H190V201H189ZM15 203H16V202H15ZM32 203H33V201H32ZM44 203H45V202H44ZM63 203H64V201H63ZM76 203H77V202H76ZM78 203L80 204V202H78ZM118 203H119V202H118ZM120 203H121V202H120ZM122 203H123V202H122ZM122 203H121V204H122ZM125 203H126V202H125ZM128 203H129V202H128ZM135 203H136V202H135ZM154 203H156V202H154ZM158 203H159V202H158ZM61 204H62V203H61ZM64 204H65V203H64ZM81 204H82V203H81ZM112 204H113V203H112ZM114 204H115V203H114ZM123 204H124V203H123ZM130 204L132 205V203H130ZM176 204H179V203H176ZM194 204H195V203H194ZM18 205H19V204H18ZM33 205H34V204H33ZM56 205H57V204H56ZM62 205H63V204H62ZM83 205H84V204H83ZM92 205H93V204H92ZM107 205H108V204H107ZM119 205H120V204H119ZM166 205H168V204H166ZM166 205H165V206H166ZM174 205H175V204H174ZM24 206H25V205H24ZM45 206H46V205H45ZM51 206H52V205H51ZM59 206H60V205H59ZM104 206H105V205H104ZM108 206H109V205H108ZM114 206L117 207L118 204H117V205H114ZM128 206H129V205H128ZM152 206H153V205H152ZM169 206H170V205H169ZM175 206H177V205H175ZM180 206H181V205H180ZM5 207L7 208L6 205H5ZM61 207H62V206H61ZM63 207H64V206H63ZM105 207H106V206H105ZM125 207H126V205H125ZM125 207H124V208H125ZM177 207H179V206H177ZM6 208H5V209H6ZM16 208H17V207H16ZM59 208H60V207H59ZM100 208H101V205H100ZM126 208H127V207H126ZM134 208H135V206H134ZM167 208H168V206H167ZM187 208H188V207H186V210H187ZM194 208H195V207H194ZM0 209H1V208H0ZM39 209H40V208H39ZM41 209H42V208H41ZM44 209H45V208H44ZM47 209H48V208H47ZM61 209H62V208H61ZM72 209H73V208H72ZM96 209H97V206H96ZM118 209H120V207H119ZM127 209H128V208H127ZM146 209H148V208L146 207ZM164 209H165V208H164ZM177 209H178V208H177ZM184 209H185V208H183V210H184ZM6 210H7V209H6ZM10 210H12V209H10ZM36 210H37V209H36ZM49 210H50V209H49ZM70 210H71V209H70ZM74 210H75V209H74ZM123 210H124V209H123ZM132 210H134V209H132ZM157 210H158V209H157ZM167 210H168V209H167ZM175 210H176V209H175ZM189 210H190V209H189ZM3 211H4V210H3ZM16 211H17V210H16ZM41 211H42V210H41ZM47 211H48V210H47ZM76 211H77V210H76ZM112 211H113V210H112ZM120 211H121V210H120ZM120 211H119V212H120ZM142 211H144V210L142 209ZM168 211H169V210H168ZM171 211H172V210H171ZM191 211H192V210H191ZM209 211H210V210H209ZM209 211H208V212H209ZM18 212H19V211H18ZM28 212H29V211H28ZM28 212H27V214H28ZM37 212H38V210H37ZM57 212H58V211H57ZM60 212H61V211H60ZM70 212H71V211H70ZM72 212H74V211L72 210ZM104 212H105V210H104ZM115 212H116V210H115ZM125 212H126V211H125ZM165 212H166V210H165ZM165 212H164V213H165ZM169 212H170V211H169ZM199 212H200V210H199ZM0 213H1V212H0ZM30 213H31V212H30ZM45 213H46V212H45ZM49 213H50V212H49ZM96 213H97V212H96ZM122 213H123V212H122ZM122 213H121V214H122ZM5 214H6V213H5ZM10 214H12V213H10ZM25 214H26V213H25ZM60 214H62V213H60ZM67 214H68V213H67ZM69 214H70V213H69ZM118 214H119V213H118ZM121 214H120V215H121ZM139 214H140V213H139ZM146 214H147V213H146ZM162 214H163V213H162ZM162 214H161V215H162ZM182 214H183V213H182ZM194 214L196 215L195 212H194ZM0 215H1V214H0ZM3 215H4V214H3ZM29 215H30V214H29ZM75 215H76V213H75ZM77 215H78V214H77ZM126 215H127V214H126ZM128 215H129V214H128ZM154 215H155V214H154ZM31 216H32V215H31ZM31 216H29V217H31ZM43 216H44V215H43ZM50 216H51V215H50ZM50 216H49V217H50ZM79 216H80V215H79ZM93 216H94V215H93ZM96 216H97V215H96ZM105 216H106V215H105ZM118 216H119V215H118ZM121 216H123V215H121ZM162 216H163V215H162ZM172 216H173V212H172ZM187 216H188V215H187ZM193 216H194V215H193ZM196 216H197V215H196ZM211 216H212V215H211ZM6 217H7V216H6ZM19 217H20V216H19ZM25 217H26V216H25ZM44 217H45V216H44ZM97 217H99V216H97ZM109 217H110V216H108V218H109ZM119 217H120V216H119ZM141 217H142V216H141ZM155 217H156V216H155ZM160 217H161V216H160ZM58 218H59V217H58ZM61 218H62V217H61ZM94 218H95V217H94ZM94 218H93V219H94ZM149 218H150V217H149ZM3 219H4V218H3ZM13 219H14V218H13ZM19 219H20V218H19ZM39 219H40V217H39ZM42 219H43V218H42ZM56 219H57V218H56ZM68 219H69V217H68ZM106 219H107V218H106ZM109 219H110V218H109ZM111 219H112V218H111ZM115 219H116V218H115ZM188 219H189V217H188ZM203 219H204V218H203ZM14 220H15V219H14ZM51 220H52V219H51ZM71 220H72V219H71ZM96 220H97V219H96ZM104 220H105V219H104ZM112 220H113V219H112ZM119 220H120V218H119ZM139 220H140V219H139ZM141 220H142V219H141ZM144 220H145V219H144ZM156 220H157V219H156ZM205 220H206V219H205ZM207 220H209V219H207ZM10 221H11V220H10ZM12 221H13V220H12ZM16 221H17V220H16ZM23 221H24V220H23ZM33 221H34V220H33ZM33 221H31V222H33ZM37 221H38V220H37ZM37 221H36V222H37ZM49 221H50V220H49ZM65 221H66V220H65ZM73 221H74V220H73ZM125 221H126V220H125ZM152 221H153V220H152ZM170 221H171V220H170ZM174 221H175V220H174ZM6 222H7V221H6ZM18 222H19V221H18ZM38 222H39V221H38ZM63 222H64V221H63ZM86 222H87V221H86ZM97 222H98V221H97ZM110 222H111V221H110ZM147 222H148V221H147ZM201 222L203 223V221H201ZM207 222H208V221H207ZM11 223H13V222H11ZM11 223H10V225H11ZM34 223H35V222H34ZM34 223H33V225H34ZM48 223H49V222H48ZM53 223H54V222H53ZM55 223H56V222H55ZM57 223H58V222H57ZM81 223H82V221H81ZM91 223H92V222H91ZM94 223H95V222H94ZM99 223H100V222H99ZM113 223H114V222H113ZM134 223H135V222H134ZM142 223H143V222H142ZM145 223H146V222H145ZM186 223H187V222H186ZM209 223H210V221H209ZM8 224H9V223H8ZM21 224H22V223H21ZM30 224H31V223H30ZM58 224H59V223H58ZM107 224H108V222H107ZM137 224H138V223H137ZM139 224H140V223H139ZM148 224H149V222H148ZM172 224H173V223H172ZM210 224H211V223H210ZM48 225H49V224H48ZM62 225H63V224H62ZM66 225H67V224H66ZM70 225H71V224H70ZM100 225H101V224H100ZM122 225H123V224H122ZM174 225H175V224H174ZM208 225H209V224H208ZM222 225H223V224H222ZM19 226H20V225H19ZM72 226H73V225H72ZM82 226H84V225H82ZM97 226H98V225H97ZM139 226H140V225H139ZM148 226H149V225H148ZM148 226H147V227H148ZM201 226H202V225H200V227H201ZM219 226H220V225H219ZM44 227H45V226H44ZM144 227H145V226H144ZM172 227H173V226H172ZM172 227H171V228H172ZM189 227H190V224H189ZM17 228H18V227H17ZM64 228H65V227H64ZM119 228H120V227H119ZM130 228H131V226H130ZM55 229H56V228H55ZM58 229H59V228H58ZM58 229H57V230H58ZM73 229H74V227H73ZM96 229H97V228H96ZM117 229H118V228H117ZM149 229H150V228H149ZM198 229H199V228H198ZM7 230H8V229H7ZM10 230H11V229H10ZM17 230H18V229H17ZM23 230H24V229H23ZM37 230H38V229H37ZM53 230H54V229H53ZM80 230H81V229L78 228V231H79V232H80ZM84 230H85V229H84ZM94 230H95V229H94ZM101 230H102V229H101ZM133 230H134V229H133ZM133 230H132V231H133ZM135 230H136V228H135ZM172 230H173V229H172ZM195 230H196V229H195ZM200 230H201V229H200ZM3 231H4V230H3ZM13 231L15 232V230H13ZM18 231H20V229H19ZM89 231H90V230H89ZM110 231H112V230H110ZM191 231H192V230H191ZM205 231H206V230H205ZM218 231H219V230H218ZM0 232H1V231H0ZM16 232H17V231H16ZM24 232H25V231H24ZM30 232H31V231H30ZM46 232H49V231L47 230ZM50 232H51V231H50ZM120 232H122V231H120ZM120 232H119V233H120ZM128 232H129V231H128ZM160 232H161V231H160ZM163 232H164V231H163ZM178 232H179V231H178ZM197 232H198V231H197ZM210 232H211V231H210ZM219 232H220V231H219ZM11 233H12V231H11ZM17 233H18V232H17ZM20 233H22V232H20ZM58 233H59V232H58ZM102 233H103V232H102ZM106 233H107V232H106ZM115 233H116V232H115ZM140 233H141V232H140ZM153 233H155V232H153ZM164 233H165V232H164ZM23 234H24V233H23ZM44 234H45V233H44ZM50 234H51V233H50ZM59 234H60V233H59ZM59 234H58V235H59ZM61 234H62V233H61ZM65 234H66V233H65ZM65 234H64V235H65ZM69 234H70V233H69ZM91 234H92V232H91ZM98 234H99V233H98ZM120 234H121V233H120ZM130 234H131V233H129V235H130ZM132 234H133V232H132ZM138 234H139V233H138ZM151 234H152V233H151ZM158 234H159V233H158ZM199 234H200V233H199ZM12 235H13V234H12ZM24 235H25V234H24ZM32 235H34V234H32ZM56 235H57V234H56ZM70 235H71V234H70ZM87 235H88V234H87ZM121 235H122V234H121ZM156 235H157V234H156ZM162 235H163V234H162ZM162 235H161V236H162ZM10 236H11V235H10ZM13 236H14V235H13ZM65 236H66V235H65ZM124 236H126V235H124ZM153 236H154V235H153ZM153 236H152V237H153ZM168 236H169V235H168ZM203 236H204V235H203ZM20 237H21V236H20ZM51 237H52V236H51ZM57 237H58V236H57ZM57 237H56L55 239H57ZM72 237H73V236H72ZM77 237H78V236H77ZM87 237H88V236H87ZM126 237H127V236H126ZM131 237H132V236H131ZM154 237H155V236H154ZM154 237H153V238H154ZM1 238H2V237H1ZM44 238H45V237H44ZM48 238H49V237H48ZM68 238H69V237H68ZM83 238H84V237H83ZM104 238H105V237H104ZM114 238H115V237H114ZM156 238H157V237H156ZM187 238H189V237H187ZM191 238H193V237H191ZM195 238H196V237H195ZM9 239H10V238H9ZM19 239H20V238H19ZM22 239H23V237H22ZM26 239H27V238H26ZM29 239H30V238H29ZM58 239H59V238H58ZM60 239H61V236H60ZM73 239H74V238H73ZM81 239H82V238H81ZM88 239H89V238H88ZM100 239H101V238H100ZM102 239H103V238H102ZM107 239H108V238H106V240H107ZM118 239H119V237H118ZM118 239H117V240H118ZM122 239H123V238H122ZM126 239H127V238H126ZM7 240H8V239H7ZM13 240L16 241V239H14V238H13ZM20 240H21V239H20ZM32 240H33V239H32ZM43 240H44V239H43ZM43 240H42V241H43ZM50 240H51V239H50ZM63 240H64V239H63ZM69 240H72V239L69 238ZM83 240H84V239H83ZM97 240H98V239H97ZM131 240H132V239H131ZM150 240H151V239H150ZM153 240H154V239H153ZM155 240H156V239H155ZM189 240H190V239H189ZM0 241H3V239L0 240ZM44 241H47V239L44 240ZM52 241H53V240H52ZM89 241H90V240H89ZM125 241H126V240H125ZM125 241H124V242H125ZM182 241H184V239H183ZM6 242H7V241H6ZM10 242H12V241L10 240ZM10 242H9V243H10ZM29 242H30V241H29ZM29 242H28V243H29ZM34 242H35V241H34ZM57 242H58V241H57ZM90 242H92V241H90ZM110 242H111V241H110ZM152 242H153V241H152ZM156 242H157V241H156ZM156 242H155V243H156ZM197 242H198V241H197ZM197 242H195V243H197ZM199 242H200V241H199ZM4 243H5V242H4ZM7 243H8V242H7ZM24 243H25V242H24ZM28 243H27V244H28ZM36 243H38V242H36ZM44 243H45V242H44ZM54 243H55V241H54ZM65 243L67 244V242H65ZM65 243H64V244H65ZM86 243H87V242H86ZM86 243H85V244H86ZM113 243H114V242H113ZM126 243H127V241H126ZM163 243H164V242H163ZM175 243H176V242H175ZM183 243H185V242H183ZM187 243H188V242H187ZM193 243H194V242H193ZM213 243H214V242H213ZM2 244H3V243H2ZM20 244H22V243L20 242ZM60 244H61V243H60ZM79 244H80V243H79ZM81 244H82V243H81ZM99 244H100V243H99ZM119 244H120V243H119ZM141 244H142V243H141ZM165 244H166V243H165ZM185 244H186V243H185ZM185 244H183V246H184ZM190 244H191V243H190ZM211 244H212V243H211ZM5 245H6V244H5ZM18 245H19V244H17V246H18ZM33 245H34V244H33ZM38 245H39V244H38ZM71 245H72V244H71ZM75 245H76V244H75ZM75 245H74V246H75ZM109 245H110V244H109ZM150 245H152V244H150ZM157 245H158V244H157ZM187 245H188V244H187ZM3 246H4V245H3ZM36 246H37V245H36ZM61 246H62V244H61ZM115 246H116V245H115ZM137 246H138V245H137ZM141 246H142V245H141ZM152 246H153V245H152ZM158 246H159V248H160V245H158ZM164 246H166V245H164ZM192 246H193V245H192ZM20 247H21V246H20ZM45 247H46V245H45ZM57 247H58V246H57ZM63 247H64V246H63ZM70 247H71V246H70ZM86 247H87V246H86ZM92 247H93V246H92ZM107 247H108V246H107ZM117 247H118V246H117ZM117 247H116V248H117ZM120 247H121V246H120ZM188 247H189V246H188ZM7 248H8V247H7ZM36 248H37V247H36ZM65 248H66V246H65ZM67 248H68V247H67ZM84 248H85V247H84ZM90 248H91V246H90ZM108 248H109V247H108ZM110 248H111V247H110ZM136 248H137V247H136ZM136 248H135V249H136ZM154 248H155V247H154ZM168 248H169V247H168ZM193 248H194V246H193ZM195 248H196V247H195ZM24 249H25V248H24ZM56 249H57V248H56ZM62 249H63V248H62ZM72 249H73V248H72ZM112 249H114V248H112ZM129 249H130V248H129ZM142 249H143V246H142ZM144 249H145V248H144ZM146 249H147V248H146ZM146 249H145V250H146ZM155 249H156V248H155ZM11 250H12V249H11ZM22 250H23V249H22ZM29 250H30V249H29ZM29 250H28V251H29ZM52 250H53V249H52ZM59 250H60V249H59ZM70 250H71V249H70ZM108 250H109V249H108ZM163 250H164V248H163ZM182 250H183V248H182ZM185 250H186V248H185ZM195 250H196V249H195ZM1 251H2V250H1ZM3 251H4V250H3ZM5 251H6V250H5ZM13 251H14V250H13ZM17 251H18V249H17ZM17 251H16V252H17ZM78 251H79V250H78ZM78 251H77V252H78ZM120 251H121V250H120ZM169 251H170V250H169ZM177 251H179V250H177ZM183 251H184V250H183ZM11 252H12V251H11ZM46 252H47V251H46ZM62 252H63V251H62ZM77 252H76V253H77ZM89 252H90V251H89ZM174 252H175V251H174ZM179 252H180V251H179ZM185 252H186V251H185ZM8 253H9V251H8ZM20 253H22V252H20ZM63 253H64V252H63ZM70 253H71V252H70ZM91 253H92V252H91ZM100 253H102V252H100ZM135 253H137V252H135ZM135 253H134V254H135ZM154 253H155V252H154ZM162 253H164V252H162ZM192 253H193V252H192ZM194 253H195V252H194ZM208 253H209V252H208ZM257 253H258V252H257ZM22 254H23V253H22ZM31 254H32V253H31ZM40 254H41V253H40ZM44 254H45V253H44ZM54 254H55V253H54ZM56 254H57V253H56ZM59 254H61V253H59ZM66 254H68V253H66ZM96 254H99V252H98V253L96 252ZM106 254H107V253H106ZM140 254H141V253H140ZM145 254H146V253L144 252V255H145ZM155 254H156V253H155ZM173 254H174V253H173ZM186 254H187V253H186ZM189 254H190V253H189ZM1 255H2V254H1ZM14 255H15V253H14ZM20 255H21V254H20ZM35 255H36V254H35ZM45 255H46V254H45ZM109 255H110V253H109ZM136 255H137V254H136ZM147 255H149V253L146 254V256H147ZM167 255H168V254H167ZM182 255H183V254H182ZM184 255H185V254H184ZM191 255H192V254H191ZM258 255H259V254H258ZM263 255H264V254H263ZM2 256H3V255H2ZM11 256H12V255H11ZM16 256H17V255H16ZM22 256H23V255H22ZM38 256H39V254H38ZM47 256H48V255H47ZM66 256H67V255H66ZM177 256H178V255H177ZM185 256H186V255H185ZM195 256H196V255H195ZM197 256H198V255H197ZM204 256H205V255H204ZM225 256H226V255H225ZM8 257H9V255H8ZM51 257H52V256H51ZM62 257H63V256H61V258H62ZM79 257H80V256H79ZM104 257H105V255H104ZM112 257H113V256H112ZM112 257H111V258H112ZM120 257H122V256H120ZM124 257H125V256H124ZM161 257H162V256H161ZM163 257H164V256H163ZM183 257H184V256H183ZM211 257H212V255H211ZM259 257H263V256H259ZM4 258H5V257H4ZM17 258H18V256H17ZM54 258H55V257H54ZM65 258H66V257H65ZM77 258H78V256H77ZM100 258H101V256H100ZM111 258H110V259H111ZM128 258H129V256H128ZM133 258H134V257H132L131 259H133ZM144 258H145V257H144ZM158 258H159V257H158ZM158 258H157V259H158ZM207 258H208V256H207ZM256 258H257V257H256ZM10 259H11V258H10ZM72 259H73V258H72ZM93 259H94V258H93ZM120 259H121V258H120ZM157 259H156V260H157ZM159 259H160V258H159ZM183 259H184V258H183ZM183 259H182V261H183ZM196 259H197V258H196ZM198 259H199V258H198ZM213 259H214V258H213ZM224 259H225V258H224ZM224 259H223V260H224ZM263 259H264V257H263ZM17 260H18V259H17ZM20 260H21V259H20ZM66 260H67V259H66ZM108 260H109V259H108ZM151 260H152V259H151ZM175 260L177 261V259H175ZM211 260H212V259H211ZM211 260H210V261H211ZM216 260H217V259H216ZM219 260H220V259H219ZM221 260H222V259H221ZM223 260H222V261H223ZM229 260H230V259H229ZM3 261H4V260H3ZM32 261L34 262L35 260L32 258ZM96 261H97V260H96ZM102 261H103V260H102ZM142 261H143V260H142ZM154 261H155V260H154ZM164 261H165V260H164ZM193 261H195V259H194ZM16 262H17V261H16ZM61 262H62V261H61ZM61 262H60V263H61ZM90 262H91V261H90ZM187 262H188V261H187ZM197 262H198V261H197ZM208 262H209V261H208ZM211 262H212V261H211ZM214 262H215V261H214ZM218 262H219V261H218ZM258 262H259V261H258ZM258 262H257V263H258ZM25 263H26V262H25ZM35 263H36V262H35ZM96 263H97V262H96ZM105 263H106V262H105ZM107 263H108V261H107ZM134 263H135V262H134ZM146 263H147V262H146ZM153 263H155V262H153ZM159 263H160V262H159ZM185 263H186V262H185ZM259 263H260V262H259ZM18 264H19V263H18ZM21 264H22V263H21ZM99 264H100V263H99ZM137 264H138V262H137ZM139 264H140V262H139ZM176 264H177V263H176ZM200 264H201V263H200ZM203 264H204V263H203Z\"/></svg>","mask_w":264,"mask_h":264}]
</instances>
